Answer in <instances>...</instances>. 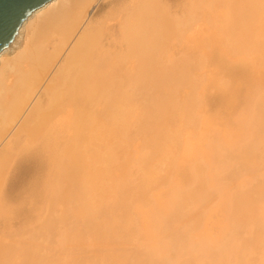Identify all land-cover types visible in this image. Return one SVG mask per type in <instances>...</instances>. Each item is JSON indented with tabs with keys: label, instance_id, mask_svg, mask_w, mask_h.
<instances>
[{
	"label": "rangeland",
	"instance_id": "374dc122",
	"mask_svg": "<svg viewBox=\"0 0 264 264\" xmlns=\"http://www.w3.org/2000/svg\"><path fill=\"white\" fill-rule=\"evenodd\" d=\"M122 1L121 0H95V2L93 4L94 7L92 6L90 13H89L90 23L97 24V23H100L103 21H107V23L114 25V28L117 30L119 18L124 17L126 14H128L132 8H133L132 10L136 9V5L138 4L139 0H124L123 2ZM183 1L184 0H153L152 3H154L153 4L154 8L157 10L159 15L161 14L160 17L161 16L163 17V20L161 19L162 22L160 21L161 26L163 27L162 28L163 33L161 35H159L158 48H157L155 54L149 59V62L147 64L148 67L146 66L147 69L142 71L141 65L138 61L139 59H137L135 56H133L131 54H126L125 51H123L120 54H118V53L114 54V64H113L114 65V71L112 70L113 75L116 74L115 67L118 64V62H120L119 55H122L123 63L126 65V68L123 71L124 79L121 82V86L118 89H115L117 93L122 95V98H120V100H118L117 102H114V104H112L113 106L110 108V110H108L109 106L107 107L106 111L103 109V106H99V105H98L99 107L96 106V107H98L99 110L98 109L95 110L96 116H94V119H93L94 125L92 127L88 128L87 130L83 131V133L79 137V141H78L79 145H77V149L74 152V157L78 160V165L82 167V169L79 170L81 172L79 174L76 173V175H75L76 183L78 184V186H76V188H79L80 192H81V188H82L81 178L88 171L90 172L89 176H91V182L93 179L92 190H91L92 195L87 201H85V202L81 201V195H80L81 193H80L79 195L75 194L70 199L63 198V199H65V202L61 198L60 200H62V201H59V202L63 203L64 205L60 204V203L58 205V203H56V202H58V200H54L52 203V197L54 195V191L57 190L58 187L63 186V184H62L63 182H61L60 177H58L59 176L58 170L55 166H53L51 164H47V163H44L43 165H39L37 163L40 161H42V162L47 161L48 156L44 153L34 152L31 154H25V153L18 154L15 157L14 161L12 162L13 164L11 163L9 168L5 171L4 182L0 188V194H1L0 195V199H1L0 200V205H1L0 211L3 210L2 212H0V264H107L106 263L107 261H105L107 256H108L107 258H109V260L112 259V261H109L107 259L108 264L111 262H112L111 264H116L114 262H116L117 260L119 261V262L117 261V264L118 263H120V264H128V263L129 264H134V263L138 264V262H140V260L138 261L136 258L138 257V259H139V257H140V259L142 258L141 260H143V259H145L144 257H146V255H148L150 252L151 253L153 252V254L155 256V258H154L153 254H151L154 258V259L152 258L153 264H155L154 261L156 259V254H158L157 258H158V256H160V258H161V255H159L161 253V251H160L161 248H158L157 246H153L154 249L158 248L157 249L158 251L156 249H155L156 250L155 251L151 247L152 246L151 244L153 243V242L150 243L151 238L152 239L154 238L153 240L155 243V237L151 236V238H150V235H151V233H152V235L154 233L156 234L157 230H153V229H155V226L153 227L154 224H153V222L149 216L151 214V210L155 211V210H157L156 208H160V210L158 209L159 211L157 210L158 212H160L162 209H161V207H158L159 206L158 204H160L162 202H166L168 200V197H166V196L172 195L173 192H175V194H177L175 196L176 197L175 205H174L175 207L173 210V212L174 211L177 212V213H175L176 216H174V214H172V215H169V217H168V215H167L168 218L165 217L163 219L164 220L163 225H165V226H163L164 228L162 230H164V231L161 230L162 232H160L157 237H160L162 235V237L164 239L165 238L163 236L164 233L167 231L173 230L172 228L174 227V231H172V233H171L172 234L171 238H173V235L175 236L174 232L176 231V233H177V231H179V229H180V231L181 230L183 231V232L182 231L181 232L183 234H185V236L182 237L181 232H178L179 236H178V234H176V235L179 238L181 237V239H183L185 237L189 238L190 241H188L189 239L185 238L188 242L186 241L185 244H187V246L185 245L184 249H183V248H181L184 245V244H182V242L183 241L185 242V240H183L182 242H180L181 239L178 240L179 242H177V243L182 244L181 247H180V245L178 246V249L180 248L183 250H182V252H181V250H179L178 253H176L177 250L174 251L173 249H175L174 247H176V246H174L176 243L175 237L176 238H178V237L175 236L174 237L175 242H173V239L171 241V238L169 237L170 235L168 234L169 235L168 236L166 234L165 236L167 238H165L163 240V242L164 243L169 242L168 244L172 243V246H174V247H171V248L174 252L171 251L170 250L171 248H169V247H168L169 249L167 247H165L166 249H168V251L165 249L167 252L164 250V248H162V250H164L165 254L162 255L163 258L161 260L159 259L160 263L158 261L157 262L155 261L156 264H158V263L159 264H163V263L164 264L165 263L166 264H171V263L183 264L184 261L187 262V260H188V262H189L190 259L193 260V261L190 260L192 263L194 262L193 264H203V263L204 264H207V263L208 264H216V263L217 264H219V263L229 264L231 262V258L233 255H234L233 261H232L233 263L231 262V264H264V243L261 244L262 243L261 241L262 240L264 241V236H263L264 235V231H263V229H264L263 228L264 227V222H263L264 221V215L260 213V212L264 213V202H263L264 201V196H263L264 195V193H263L264 192L263 191L264 190V178H263L264 177L263 176L264 175V92H263L264 91V89H263L264 88V58H263L264 57V45H263L264 44V11H263L264 10V6H263L264 0H259V2H258V0H251V1L250 0L249 1L248 0H202L200 5H195L193 7H189L190 9H188V13H186V14L191 13V14H189V16L184 14L186 12V10H184V9H186V7H184L185 4H183ZM191 1H196V0H191ZM203 1H204V3H203ZM103 4L105 5V7L101 8V6ZM254 7L259 8L261 11L255 9ZM111 9H113V10H111ZM253 14L257 19L253 16ZM183 15H186L187 17L183 16ZM241 16H242V18H241ZM252 16H253V18H252ZM260 16H261V18H260ZM183 17H186V18H183ZM98 18L100 21L98 20ZM254 18L256 19V21ZM176 19L177 20L181 19L182 22L178 23L180 20L177 21ZM92 20L94 22H92ZM186 21H188V24H185ZM230 21H232V22H230ZM192 22H194V23H192ZM250 23L252 24V26ZM179 24L182 26H180ZM187 25H189V26L186 27ZM243 25L244 26L247 25V29ZM178 27H179V29H178L179 33L176 31ZM183 27H186L185 30ZM235 28H237V29H235ZM258 28H260V29H258ZM243 30H245V31L243 32ZM183 32H184V35H183ZM188 33H189V35H188ZM238 34H239V36H238ZM245 34H246V36H245ZM250 34H251V36H250ZM257 34H259V35H257ZM237 37L239 39H237ZM175 41H178V42H175ZM183 41H185L186 44ZM254 41H255L256 45H255ZM174 43H176V44H174ZM181 43H183V44H181ZM252 43H253V45H252ZM169 46H171V47L169 48ZM224 48H225V50H223ZM257 49L259 50V52L257 51ZM162 50H164V51H162ZM170 52H172V53H170ZM221 52H222V54L225 52L227 55L229 52L230 53L228 56H226V54L224 53L223 55H225V57H226L225 58L223 55H220ZM252 52H253V55H252ZM163 53L165 55H163ZM182 53L184 55H181ZM260 53H261V56H260ZM239 56H241V58ZM208 57H210V58L208 59ZM242 57H244V58L242 59ZM247 57H249V60ZM250 57H252V58H250ZM257 59H259L258 60L259 62L257 61ZM231 60L232 61L234 60V61L232 62ZM260 60H262V62H260ZM169 61L172 62V64L168 63ZM255 61L258 62V64H262V66L255 63ZM253 63L255 65L257 64L256 65L257 67ZM128 64L130 65V67ZM253 67L257 71H255L253 69ZM157 68H159V69H157ZM126 69H127V71H126ZM178 69H180V71ZM260 69H262V70L260 71ZM202 71H204V72H202ZM202 74L204 75V77ZM222 74H223V77H222ZM217 75H219V76H217ZM256 76H258V77H256ZM258 78H260V79H258ZM186 79H187V81H186ZM198 79H199V82H197ZM203 79H204V82H203ZM228 79H229V81H228ZM207 82L210 85H208ZM219 82H221L223 84V86ZM229 83H230V85H229ZM205 87H207L206 90H205ZM256 87H259L260 89L257 88L256 90H253ZM128 88L130 90H128ZM138 88H139V91L137 90ZM169 88H170V90H169ZM250 88L253 91L250 92L249 91V90H251ZM247 89H248V91H247ZM262 89H263V91H262ZM258 90H259V92L256 93ZM260 90H261V92H263V94L260 92ZM142 91H144V92H142ZM140 92H141V94H138ZM157 92L159 95L156 94ZM164 92L165 93L167 92V93L165 94ZM184 92L186 94H184ZM200 92H201V94H200ZM248 92L251 94H249ZM252 92H255V93H252ZM177 94L179 95V97L177 96L178 98L176 97ZM255 94H256V96H254ZM39 95H40V93H39ZM141 95H142V97H141ZM250 95H252L254 99ZM257 95H258V97H257ZM139 97L142 99H140ZM197 97H198V100H196ZM151 99H152V101H151ZM171 100H173L172 105H171ZM251 100H253V101H251ZM150 102L152 105L150 104ZM166 102H168V103L166 104ZM202 102L204 104H202ZM121 104H125V106H124V108L119 109ZM157 104H159V105H157ZM137 106H139V108H138L139 112L136 109ZM249 106H251V107L248 108ZM157 108L158 109L161 108V110L163 109L165 111V114H164V116L166 118L165 120L161 121V116L158 115L159 113L157 112ZM140 109L143 111H141ZM194 109H196V111ZM248 109H250L251 111H249ZM101 110L102 111L104 110L105 113L103 114V112H101ZM202 110H204V111L202 112ZM116 111H118V112H116ZM173 111H175V112H173ZM215 111L218 113H216ZM124 112L126 113L125 118H124V114H125ZM155 112H157L158 116L155 114ZM240 112L243 113V114L241 113L242 114L241 118H243V116H245L246 114H247L246 115V117H247L250 113H252L251 115H249L247 117V119L251 118V120L248 119L249 123L247 122L246 118L242 119L243 121H244V119L246 120V122L244 121L245 122L244 125L242 122H238L239 120H236L238 118L241 119L240 118L241 115H238L239 117L236 116V113L240 114ZM114 113H115V115H114ZM120 113H122L123 118L119 117V116H121ZM141 113H144L145 117ZM150 113L155 114V117L157 118V122L155 120H153L154 117L151 116ZM173 113H174V116L175 115L176 116L175 117L172 116V117H174L172 119L171 115ZM136 115H138L139 118ZM149 115L151 116V118L152 117L153 118L151 119ZM194 115L195 116L198 115V116H196V118H193V117H195ZM106 116L108 119L106 118ZM203 116H206L205 119H208L207 122L205 121ZM213 116H214V118H216L218 116L217 117L218 119L217 118H216L217 120L213 119ZM131 117H133L134 120ZM234 117H236V118H234ZM127 118L129 119V122L131 121L130 123L128 122ZM158 118H159V121H158ZM169 118H171V119L169 120ZM177 118H178V120H177ZM231 118H232V120H231ZM142 119L145 120L146 123ZM175 119H176V121H175ZM201 119L203 120V122L205 121L207 123V124L206 123H204V124H206V126H208V128H207L208 130L206 129V131H209L208 133L205 132L206 126L203 125V122H201ZM117 120L118 121L121 120V121H119V123H117L118 122ZM209 120L211 121V124H212V125L210 124V126L208 125L210 122ZM213 120H216L217 122L218 121L219 122L217 123L216 121H213ZM233 120L234 121L236 120V121L234 122ZM106 121H109V122H106ZM124 121H125V123H123ZM169 121L171 123L173 121L174 122L171 124ZM225 121H226V123H225ZM126 122H127V124H126ZM138 122H139V124H138ZM142 122H144V124ZM214 122H216V123H214ZM98 123H101V124H98ZM109 123H111V124H109ZM114 123L116 125L121 124L122 129L120 128L121 125L120 126L118 125L119 126L118 127V126H115ZM141 123L143 125H141ZM159 123H161L160 126H159ZM97 124H98V126H95ZM107 124H109L110 126ZM112 124L114 126L113 128H112ZM124 124H126V126ZM136 124L139 126L138 128H137ZM145 124L148 125V128H146ZM154 124L157 126H155ZM214 124H216V126ZM222 124L224 126V130L227 129L226 131H228V132H222V131H224ZM200 125H201V127L204 126L203 127L204 131H203V129H202V131H200ZM134 126H135V128H134ZM141 126L143 127V129ZM165 126H166V128H165ZM174 126H175V128H173ZM123 127H125V128H123ZM168 127H170L171 129H169ZM190 127H191V129H190ZM212 127H214V128H212ZM144 128L146 131L144 130ZM153 128H154V130H153ZM186 128L188 129V131ZM246 128H247V130H246ZM14 129L11 131L10 134L13 133ZM136 129L137 130L139 129V130L137 131ZM149 129H152L153 132H152V130H149ZM166 129H169V130L167 131ZM183 129H185L187 132H189V130H190L191 133L189 132L187 135V132L185 130H184L185 132L181 131ZM210 129L213 131L214 134L212 133V131ZM214 129L216 130V132ZM126 130H127V132H125L126 133L125 134L124 131H126ZM164 130H165V132H164ZM195 130H196V132H195ZM244 130L248 131L247 135L249 137L244 136L246 134ZM150 131H151V133H149ZM158 131H162V132H158ZM170 131H171V133H170ZM198 131H200L201 134ZM219 131H221L222 133L219 134L218 133ZM99 132L102 134H100ZM142 132H144V133L142 134ZM166 132L167 133L169 132V133L166 134ZM181 132H183V133H181ZM157 133H158V135H157ZM160 133L162 135H160ZM217 133H218V135H217ZM250 133H252V137L250 136ZM103 134H104V136H103ZM165 134H166V136H165ZM182 134L184 137L182 136ZM190 134H193V135L189 136ZM202 134H204V136ZM208 134H209V136H208ZM89 135H92V136H89ZM118 135H120V136L124 135V137L121 138L119 136V138H117ZM152 135H153V137H151ZM219 135H221V136H219ZM159 136H161V137L163 136V137L160 138ZM167 136H168V138H165ZM181 136L183 137L184 144L182 142ZM185 136L186 137L189 136L190 139H189V137L187 138L188 140L185 139L186 138ZM224 136H225V139H224ZM201 137H203V140ZM218 137H220V138L223 137L222 140L224 139V142H221L222 140L219 141L220 138H218ZM244 137H247V138H245V140H244L243 139ZM158 138H160V139H158ZM192 138H193L194 142L191 141ZM196 138H199V139L197 140ZM226 138H228L229 143L227 142ZM138 139H139V141H137ZM143 139H144V142H142ZM162 139L164 140V143L162 142L163 141ZM204 139H207V140H205V143H203ZM216 139H217V143L215 142ZM230 139H232V140L235 139V140H233L234 143ZM132 140H133L134 144L135 143L137 144V142H138L140 145L137 144V146H136V144L134 145L133 143H132L133 144L132 145L130 143V142H132ZM134 140H136L137 142ZM149 140H150V143H149ZM167 140H168V143H166ZM93 141L95 142V144ZM156 141H158V142L161 141L162 143L160 142L161 144L158 145L157 144L158 142H156ZM209 141L213 142V144L207 145L209 143ZM245 141H246V143H245ZM83 142H84V144H83ZM85 142L88 144H86ZM114 142H115V144H114ZM123 142H125V143H123ZM185 142H187V143H185ZM225 142L228 144H226ZM238 142L240 145L236 144ZM240 142H242V143H240ZM128 143H130L131 145H129ZM189 143H192V144L190 145ZM155 144L157 146H154ZM193 144H196V145L193 146ZM234 144H235V146H232ZM248 144H249V146H248ZM2 145H3V142L0 144V148L2 147ZM183 145H185V146H183ZM205 145H206V147H205ZM115 146H116V148H114ZM142 146H143V148H142ZM146 146L147 147L149 146V150H147L148 153L146 151L144 154L143 150L148 149ZM196 146H197V148H196ZM212 146H214L215 149ZM247 146L249 149L247 148ZM131 147H133V150L134 149H136V150L132 151ZM152 147H153V149H152L153 153H151L152 151L150 152V149ZM190 147L196 148L195 150H199V151L202 150L201 147L202 148L203 147L204 148H211L212 147V149H214V151L215 150L216 151L214 152V151H212V149H208L207 150L208 153L206 152V150H202V151H204V153L202 151H200L201 154L203 153L205 155H206V153L209 154V150H211L210 153L213 152V154H212L213 158H211L212 157L211 154H210V156L209 155L204 156L202 154L203 155V161L206 160L204 163L208 162V163H206L208 166H205L206 164L203 165L202 158L200 157L202 155L199 154V151L193 150L194 152H192L191 150H189ZM216 147H217V149H216ZM226 147H227V149L225 150ZM234 147H236V149ZM259 147H260V149H259ZM157 148H159V149H157ZM185 148L187 149L186 151H185ZM198 148H200V149H198ZM246 148H247V150H246ZM129 149H130V153H128ZM118 150H119V152H118ZM158 150H160V151H158ZM217 150L219 152L218 154H217ZM250 150H251V152H250ZM120 151H121V153H120ZM136 151H137V153H135ZM178 151H179V153H178ZM182 151H183V153H182ZM187 151H190L189 152L190 156L188 157V159L186 156H184V153ZM247 151L249 153L253 152L251 154V156H250V154L248 155ZM255 151H257V153ZM116 152H118V153H116ZM191 152L193 154V158H195V159H196V156L199 154L198 155L199 157L197 156L198 160L196 159V162H195V159L192 158ZM195 152H197L198 154H195ZM229 152L231 153V156H230ZM258 152H259V154H258ZM65 153H62V155H61L62 161L67 159V156ZM149 153L151 156L148 155ZM156 153L157 154L159 153V154L157 155ZM221 153H223L224 155H222ZM232 153H234V154H232ZM146 154L148 156H146ZM155 154L157 156H155ZM214 154L216 156L218 155V157H216ZM235 154H237V155H235ZM119 155H121L120 158L118 157ZM136 155H139L140 159L138 157H136ZM185 155H188V153H185ZM226 155H229L232 158V160L229 156H226ZM262 155H263V157H262ZM128 156H133V157L130 158ZM143 156H145L146 158ZM153 156H154V158H153ZM180 156H182V157H180ZM222 156L224 158H226L227 160L223 159ZM248 156H250V160H249ZM82 157L84 158L86 164H84ZM134 157H135V159H133ZM176 157H177V159L178 158L179 159L177 160ZM126 158L127 159L129 158V160H126ZM136 158L139 159L138 161H141V162H139L140 164L136 161L137 160ZM148 158H150V159H148ZM181 158H184V160L186 158L187 162L186 161L183 162L184 160L182 159L183 160L182 161ZM143 159L144 160L147 159L146 160L147 163H146V161H144V165H142ZM152 159H155V160L152 161ZM192 159L194 162L191 163ZM211 159H212V161H211ZM134 160H135V162H133ZM180 160L184 164L180 163ZM217 160H219L218 164H220L221 166L218 164H217L218 166L215 165L216 164L215 162H217ZM221 160L222 161L224 160V162H222ZM104 161H106V162H104ZM131 161H132V163H131ZM177 161L180 163V165ZM209 162H212V164L210 166H209V164H210ZM225 162L228 163L229 165L228 164H227L228 166L226 164H225L226 166L223 165V163H225ZM134 163H135V165H137L136 168L134 166H132ZM168 163H170V164L168 165ZM213 163H214L216 169H215ZM138 164H139V166H138ZM159 164H160V166H159ZM116 165H118V166H116ZM174 165H176V166H174ZM193 165H196V166H193ZM212 165L214 167V168L213 167L212 168L215 170H217L219 168V170L213 172L214 176L212 175V171H214V170L208 169V167L211 168ZM48 166H49V168H48ZM140 166H141V168H139ZM145 166H147V167H145ZM155 166H156V168H155ZM178 166H180V167H178ZM223 166H224V168L226 167V169L222 168ZM50 167H51V170H49ZM53 167H54V170H53ZM159 167H160V170H159ZM173 167H174V169H173ZM188 167H190V168H188ZM145 168H147V169L145 170ZM227 168L229 171L232 169L230 171V174L226 173ZM166 169H167V171H166ZM241 169H242V171H241ZM141 170L142 171L144 170V172H141ZM189 170H190V172H189ZM207 170L211 171V172L209 171L211 173V175H210V173H208ZM221 170H222V172H224L226 170L224 172V174L226 173L225 176L227 175L226 176L227 178L224 177V174H222L223 175L222 177L220 176ZM50 171L51 172L53 171V172L51 173ZM117 171H118V173L116 174ZM171 171H173V172H171ZM31 172H33V173H31ZM122 172H123V174H122ZM140 172L145 173L146 176L144 174H141ZM234 172H235V174H233ZM28 173H30V174H28ZM256 174H258V175H256ZM95 175L98 177V179L96 178ZM193 175L195 177H193ZM196 175H197V177H196ZM209 175L212 178L215 177V175H216V177L218 176L219 179H216V181H219L220 177L222 179L224 177L225 179H223V181H222V179L220 180V182H219L220 184L218 182L217 183L215 182V183L218 184V186L221 188V183L223 186V183L225 182L224 186L227 185L226 189L225 188L223 189L224 186L220 189L219 187H217L216 184L212 185L211 183L215 181L214 180L215 178H213L214 181H212L211 178L210 179L207 178ZM260 175H261V178H260ZM113 176L115 178H113ZM158 176H159V178H158ZM170 176H171V178L174 177L173 179H171V181H170ZM106 177H108V178H106ZM258 177H259V179H257ZM48 178H49L50 182L48 181ZM120 178L122 181L120 180ZM193 178H195V179L200 178L201 180L198 179L196 181ZM262 178H263V182L261 180ZM140 179L142 181H140ZM208 179L211 181H209ZM239 179H241L242 182L245 181L246 179L247 180L245 181V184H243V183L240 184L241 181ZM132 180H133V182H132ZM226 180H228V181H226ZM255 180H258V183L261 185H258V183L256 184ZM136 181H138L139 184H137L138 182H136ZM159 181H160V183H159ZM164 181L168 183V187L165 186ZM169 181L171 182L170 184L174 183V185H175V182L176 183L178 182L175 185V188H176L175 190L173 188L174 186L171 187V190L173 189L172 193H171V190L169 189L170 188L169 186H172V185H169ZM192 181H193V183H192ZM247 181H248V183H247ZM131 182H132V186H131ZM207 182L209 184H211V186H213V187H211V186L209 187ZM48 183L51 184L52 186L51 185L49 186ZM121 183H124L125 186H124V184H121ZM141 183L143 185L142 187H140ZM203 183H204V185H202ZM128 184L131 186L130 189L128 187L129 186ZM136 184H137V186H136ZM199 184H201V185L199 186ZM47 185H48V187H47ZM187 185H188V188H187ZM242 185L244 186V188L242 187ZM246 185L248 186V188H246L247 187ZM255 185L258 187L255 188ZM134 186H136V187L134 188ZM177 186H180L181 188H179ZM195 186H196V188H195ZM198 186L200 187V190H199ZM204 186H205V189H204ZM236 186L237 187L239 186V187L237 188ZM49 187H50V189H48ZM118 187L121 188V189L119 188V191H121V194L118 190H115V189H118ZM157 187H158V189H157ZM182 188H184V189H182ZM192 188H193V190H192ZM206 188H207V191H206ZM218 188L220 189V191ZM132 189H135L134 192ZM101 190H103V191H101ZM154 190L158 192L159 196L156 194V192ZM165 190L167 192L169 191L170 193L169 192L167 193ZM203 190H205L206 192L205 191L203 192ZM225 190H228L227 191L228 193ZM247 190H249L250 192ZM209 191H211L210 194L216 193L214 195V197H213V195L209 196ZM251 191H252V193H251ZM153 192H154V194H153ZM182 192H183V194H182ZM191 192H192V194H191ZM199 192H201V193L203 192L204 193L203 196L205 198L207 195L208 200L212 197L210 199L211 202H209L207 199H205L202 196L203 193L199 194ZM237 192H240L242 194V196L240 195V193H237ZM48 193H49V195H48ZM123 193H125L124 195H127V197H125L123 195ZM132 193H133V195H132ZM116 194L119 196L116 197ZM151 194H153V195H151ZM232 194H233V196H232ZM236 194H237V196H236ZM257 194H259L260 196H263L262 197L263 199H261L260 196ZM121 195H123V196H121ZM135 195L137 196V198H135L136 197ZM193 195H195V197ZM131 196H134V197L132 198ZM185 196H187L186 197L187 199L185 198ZM208 196L210 198H208ZM220 196H221V198H224V196H226L225 198L228 197V200L226 199L228 202L226 200H224L225 199L224 198L223 201H222V199H220L221 200L220 204H218L219 203L218 198H220ZM235 196H236V199H235ZM255 196L260 200V202H261L260 204H259V202H257L258 199L255 198ZM111 197H112V199H111ZM123 197L126 199L128 198V199L125 200ZM153 197L154 198L158 197L157 198L158 201L156 202L157 199L155 200ZM169 197H171V196H169ZM116 198L118 201L120 198L122 200L118 202L116 200ZM193 198H195V199H193ZM134 199H136L137 201ZM160 199H162V200H160ZM185 199L189 203H187L185 201ZM204 199L206 201H208V203L204 202L206 204H204L203 207H199V206H201V203L204 201ZM238 199H240V200H238ZM253 199L254 200L257 199V200H255L256 202ZM108 200L110 201L109 205H108ZM133 200L135 202L131 203V202H133ZM124 201H125L126 205L128 203H131L130 205L129 204L127 205L128 208H131V210L129 209L131 214H130V212H128V208L125 206V204H123ZM153 201H154V203H153ZM160 201H162V202H160ZM176 201L179 203H177ZM192 201L195 202L196 204L192 203ZM233 201L235 203H233ZM48 202H51V203L48 204ZM112 203H114V204L112 205ZM116 203L118 205H116ZM141 203H143V204H141ZM227 203L229 204V205H227L229 207L225 206ZM75 204H76V206H75ZM104 204H106V205H104ZM136 204H137V206L141 204V206L145 207V212L148 213L147 211H149L148 215L146 213H143L144 215L141 216L142 211L144 209L140 210V208H142V207H140V206L137 207ZM156 204L158 206H156ZM185 204H186V206H185ZM48 205H49V209H48ZM121 205L123 207H121ZM148 205H151V206H148ZM194 205L199 207L198 210H196L197 208L194 207ZM223 205L225 206L224 210L222 208ZM259 205H261V207ZM99 206H102L103 208H99ZM116 206H117V208H116ZM133 206L134 207L136 206L139 209V211L137 210L136 207H135L136 208V210H135V208ZM216 206H218V207H216ZM256 206H258V207H256ZM60 207H62V208H60ZM106 207H107V209H106ZM112 207H114V208L112 209ZM255 207H256V211L254 210ZM72 208L76 211H73ZM109 208L112 210H108ZM118 208H119V210H118ZM120 208H122L123 210L126 209L127 213H129L130 215L125 213L126 210H124V214H125V217H124V214L120 212V210H121ZM132 208H133V210H132ZM177 208L179 210H176ZM191 208H192V211H190ZM259 208H261L263 211H260ZM38 209H39V211H38ZM100 209L104 210L109 217H107V215L104 213V211H101ZM219 209H220V214H219ZM113 210L116 212H113ZM123 210H122V212H123ZM186 210L188 211V214H191V212L193 213L196 211L195 212L196 216L194 214H191V216L189 215L190 216L189 217L188 214H186L187 212H185ZM193 210H195V211H193ZM216 210H217V213H216ZM227 210L229 211V213L227 212ZM81 211H82V213H81ZM189 211H190V213H189ZM3 212H5V214ZM38 212H39V214H38ZM97 212L100 214L98 215ZM158 212H157V214H158ZM211 212H213V214H209ZM251 212H253V213L255 212V215ZM114 213L115 214L117 213L116 216ZM120 213L122 214V217L124 218V220H122L123 218L120 219V217H121ZM136 213L138 214V216H139V213H141V215L138 217ZM180 213L182 214L181 215L182 217L179 216ZM214 213L216 214V217H215ZM221 213H222V215H221ZM3 214L5 216H3ZM36 214H38V215H36ZM81 214H83V215H81ZM225 214H228V215H225ZM259 214L261 216H263L262 220H261V216H259ZM67 215H69V217ZM70 215H71V217H70ZM105 215L108 219L110 218L111 223L106 220L107 218L105 217ZM164 215H166V214H164ZM212 215H213V217H211ZM224 215L226 216L227 219L224 218L225 217ZM110 216H112V217H110ZM113 216H114V218H113ZM183 216L187 217L186 218L187 220ZM56 217H57V220H56ZM66 217H68V218H66ZM82 217H83V220H77L79 218L82 219ZM84 217H85V219H84ZM118 217H119V220H121V222L117 221ZM51 218L56 220L57 223H56V221L54 222V220ZM65 218H66V220H65ZM142 218H145L147 220L146 223L142 222V220H141ZM206 218H207V220H209V222L206 220ZM256 218H259V220H257ZM73 219H75V220H73ZM97 219L100 222H97ZM113 219L114 220L116 219V220L112 221ZM167 219H169L168 222H170V223L167 222L168 224L166 223ZM171 219L176 221V222L175 223L173 222V224H172ZM183 219H184V221H181ZM194 219L196 221H198L197 219H200V221H198L199 223H197V222L195 223ZM220 219H222L223 222ZM72 220H73V222H72ZM101 220H105V222L104 221L102 222ZM136 220H137V222H136ZM42 221L45 223L44 225H43ZM116 221H117V223H120L121 228L118 226L119 224H114ZM138 221H140V222H138ZM177 221H180V223L183 222L178 230H176V229L179 226H176V223H178L179 225H180V223ZM41 222H42V225H41ZM82 222L85 225V227H87L88 229L84 228V225L82 224ZM133 222H135V223H133ZM141 222L143 224H146L145 225L146 227L144 226L145 229L142 226L143 224L141 225ZM211 222L213 223V225L214 224L215 225L213 226ZM217 222L221 223V225H219V227H218L219 223H217ZM259 222H260V224H259ZM262 222H263V224H261ZM54 223H56V224H54ZM62 223H64V225H62L63 227L53 226L54 229L60 228V229H58L59 231L56 230L57 232L54 231L53 228H50V227H52V225H58V224H62ZM93 223H94V225H93ZM105 223L107 226L106 228H105ZM136 223L140 224L141 227H143V228H141V229H143L142 233L138 234L141 236L137 235V233L141 232V229L137 227L139 225H137ZM184 223L186 225H184ZM203 223H205L204 225L205 226L207 225L208 227L205 228ZM169 224H172L173 227H170L172 225L169 226ZM253 224H255L256 226ZM258 224L261 225L262 228L259 227ZM40 225L43 226L42 229H45L46 231L47 230H49V231L53 230L54 233L53 232H51V233L47 232V235H46L45 230L42 232L40 231V228H41ZM114 225H115V227L112 228ZM123 225H125V226H123ZM45 226H46V228H45ZM66 226H68V228H66ZM132 226H133V229H132ZM147 226H148V229L150 227V230H152V231L149 230L150 235L146 237L147 240L150 239V241H147L145 239L144 233L147 232V230H146ZM185 226H186V228H185ZM192 226H194V227H192ZM222 226H224V227H222ZM47 227L50 229H48ZM108 227H110V228H108ZM167 227L169 229L170 228L171 229L169 230ZM220 227H222V228H220ZM248 227L250 230H248ZM70 228H71V230H70ZM194 228H198V229H194ZM214 228L217 230H214ZM260 228H261V230H257ZM119 229L122 231V234H125L124 237L120 231L118 233H115ZM129 229H131L133 232L131 230L129 232L128 231ZM204 229H206L208 232L209 231L210 232L208 233ZM233 229L234 230L236 229V230H235V232L232 233L231 231ZM254 229H255V231H254ZM60 230H62V232H63L62 234H59ZM108 230L111 232H109ZM199 230H201V232L198 233ZM218 230H221V231H218ZM106 231H108L109 233L108 232L106 233ZM126 231H128V234ZM143 231H145V232L143 233ZM153 231H156V232H153ZM184 231H185V233H184ZM192 231H194V233H196V231H197V234H195L196 237L194 234H192V236H194L193 239L195 238V240H194L195 243L193 240H192L193 243L191 242V239H192L191 233H193ZM203 231H205V232H203ZM214 231L216 234L214 233ZM225 231H227V232H225ZM258 231L260 232L262 239L259 236ZM202 232L207 233L208 235L211 234L212 236L211 235L210 236L213 238L206 235L205 237H207V236L208 237L205 239H202V237H201L203 235ZM211 232H213V233H211ZM253 232H255V233L253 234ZM180 233H181V235H180ZM217 233L219 235L218 239H217L218 243H216V240H214L217 238V236H216ZM226 233H228V234H226ZM248 233H249V235H248ZM116 234H120V237H121L120 240L122 239L121 241L119 240V235L117 237ZM198 234H200V236ZM41 235L42 236L45 235V236L42 237ZM57 235H58V237H57ZM60 235H62V236H60ZM189 235L191 237H189ZM197 235L199 238H201L200 241H198L199 238H197ZM247 235H248V237H247ZM59 236L62 238H60ZM63 236H64V238H63ZM115 236H116V238H115ZM129 236H131V239H129L130 238ZM154 236H156V235H154ZM110 237H112V238H110ZM168 237H169L170 241L168 240ZM227 238L229 240H227ZM259 238L261 241L259 240ZM114 239H115V242H114ZM140 239H141V241H144L145 243L146 242L149 243V244L148 243L147 244H148V246L150 245L149 249H152V251H150L148 249L150 251V252H148V250L145 247L148 254H147V252H145V255H144V252L140 253V251H143V250L145 251V249L142 250L141 248H139L141 246V243H142V242H139ZM160 239H161V237H160ZM160 239H159V241H162V239L161 240ZM211 239L214 240V242H215L214 245H213L214 242H213V240L211 241ZM225 239H226V241H225ZM252 239H253V241H252ZM108 240H111L112 242H110ZM123 241H127V242H123ZM201 241L203 243H200ZM113 242H114V244H113ZM189 242H190V245H188ZM211 242H213V243H211ZM227 242L229 243V246H227L228 245ZM244 242H247L248 244H246V243L244 244ZM110 243H112L113 245ZM138 244H140V246L137 248V250L141 256H139L138 252H135V248L138 246ZM147 244H146V246H147ZM218 244H221V245L224 244L223 246L226 245L227 247H229V249H226L227 252L224 253L223 255H220L219 251H218L219 250ZM238 244H240V245H238ZM200 245L202 246L201 248H200ZM103 246H105L107 248H104ZM110 246H113V247L111 248ZM115 246H117V247H115ZM204 246H205V248H203ZM16 247H18V248H16ZM60 247H62V248H60ZM244 247H246V249ZM253 247H254V249H253ZM185 248L189 249V250H186ZM139 249H141V250H139ZM237 249H238V251H237ZM169 250L173 254H170ZM25 251L28 253L27 255L30 254V257L29 256L27 258L25 257L26 256ZM31 251H32V253H30ZM159 251H160V253H158ZM188 251L190 253H188ZM118 252H120L119 254L123 253L124 255H122V256L119 255L120 257H118ZM133 252H135L136 255H131V254H135ZM195 252H197V253H195ZM125 253L127 255H125ZM162 253H163V251H162ZM166 254L169 256V258L171 257L170 255H172V258H173L172 260H174L175 263L172 262L170 260L171 258L169 259L168 256H167V258L169 260L167 261ZM175 254H177V258H176ZM192 254H193V257H192ZM201 254H203V255H201ZM18 255H19V257H18ZM128 255H129L130 259L127 257ZM130 255L133 257H130ZM173 255H174V257H173ZM104 256H106V257H104ZM216 256H217V258H216ZM31 257H33V259ZM36 257H38V258H36ZM110 257H113V258H110ZM114 257H115V259H114ZM220 257H222V258H220ZM116 258H117V260H116ZM120 258H122V259L125 258L122 260L123 263H122ZM133 258H135L134 261L132 260ZM164 258H166V259H164ZM182 259H184V260L181 261ZM203 259H205V260H203ZM220 259H221V261H220ZM222 259H224V261H222ZM226 259H228V260H226ZM229 259H230V261H229ZM261 259H263V261ZM125 260H126V262H125ZM201 260L203 261L202 263H201ZM206 260L209 262L211 260L212 262L209 263V262H206ZM62 261H64V262H62ZM179 261H181V263ZM198 261H199V263H198ZM191 262H190V264H191ZM145 264H147V263H145ZM184 264H186V263H184Z\"/></svg>",
	"mask_w": 264,
	"mask_h": 264
},
{
	"label": "bare ground",
	"instance_id": "6f19581e",
	"mask_svg": "<svg viewBox=\"0 0 264 264\" xmlns=\"http://www.w3.org/2000/svg\"><path fill=\"white\" fill-rule=\"evenodd\" d=\"M122 1V0H121ZM124 1V0H123ZM122 1V2H123ZM249 1V0H248ZM251 1V0H250ZM94 2H95V0H49V1H47V2H45L43 5H41V6H39L38 8H36V9H34V10H32L25 18H24V20L21 22V24L19 25V27L17 28V30H16V33L14 34V36H13V38L11 39V41L4 47V48H2L1 50H0V144L3 142V145H2V147L0 148V188H1V186H2V184H3V182H4V174H5V171L9 168V166L11 165V163L14 161V159H15V157L18 155V154H22V153H25V154H31V153H34V152H40V153H44V154H46L47 156H48V159H47V161L46 162H42V161H40V162H37L39 165H43L44 163H47V164H51V165H53V166H55L56 168H57V170H58V177H60V179H61V182H63L62 184H63V186H60V187H58L57 188V190H55L54 191V195H53V197H52V203H53V201L54 200H58V202H56V203H58V205H59V201H62V200H60L61 198L63 199V198H66V199H70L72 196H74L75 194H77V195H79L80 193V195H81V201L82 202H85V201H87L90 197H91V193H92V182H93V179H92V182H91V176H89V171L87 172V173H85L84 175H83V177L81 178V185H82V188H81V192H80V189L79 188H76V186H78V184L76 183V177H75V175H76V173H80L81 171H79V170H81L82 169V167L81 166H79L78 165V160L74 157V152H75V150L77 149V145H79L78 144V141H79V137L81 136V134L83 133V131H85V130H87L88 128H90V127H92L93 125H94V116H96V109H98V107L99 106H103V109L106 111L107 110V107H108V110H110V108L113 106L112 104H114V102H117L118 100H120V98H122V95L121 94H119V93H117L116 92V90L115 89H118L120 86H121V82H122V80L124 79V77H123V71H124V69L126 68V65L123 63V58H122V55H119V58H120V62H118V64L116 65V67H115V70H116V74L115 75H113L112 74V70L114 71V54H120V53H122L123 51H125L126 52V54H131V55H133V56H135L137 59H139L138 61H139V63H140V65H141V69H142V71L143 70H145V69H147V64H148V62H149V59L155 54V52H156V50H157V48H158V44H159V42H158V40H159V35H161L162 33H163V27L161 26V23H160V21H161V19L163 20V17L161 16L160 17V15H159V13L157 12V10L154 8V3H152L153 2V0H139L138 1V4L136 5V9H134V10H132L131 9V11H129V13L128 14H126L124 17H121V18H119V20H118V28H117V30L114 28V25H112V24H109V23H107V21H103V22H100V23H97V24H92V23H90V21H89V13H90V10H91V8H92V6H93V4H94ZM202 2V0H196V1H191V0H184L183 1V4H185V6L184 7H186V9H184V10H186V12L184 13V14H186V13H188V9H190L189 7H193V6H195V5H200V3ZM254 2V1H253ZM252 2V3H253ZM258 2H259V0H258ZM261 2V1H260ZM127 3V2H126ZM134 3V2H133ZM137 3V2H136ZM203 3H204V1H203ZM263 3V2H262ZM121 4V3H120ZM229 4V3H228ZM127 6V5H126ZM129 6V5H128ZM255 6V5H254ZM257 6V5H256ZM264 6V5H263ZM94 7V6H93ZM103 7H105V5L103 4L102 6H101V8H103ZM120 7V6H119ZM132 7V6H131ZM114 8V7H113ZM117 8V7H116ZM123 8V7H122ZM255 9H257V10H260L259 8H256V7H254ZM118 9V8H117ZM250 9V8H249ZM111 10H113V9H111ZM254 10V9H253ZM252 11V10H251ZM261 11V10H260ZM264 11V10H263ZM111 12V11H110ZM256 12V11H255ZM109 13V12H108ZM126 13V12H125ZM254 13V12H253ZM259 13V12H258ZM262 13V12H261ZM117 14V13H116ZM175 14V13H174ZM189 14H191V13H189ZM189 14H186V15H188L189 16ZM243 14V13H242ZM105 15V14H104ZM186 15H183V16H186ZM257 15V14H256ZM106 16V15H105ZM253 16H254V14H253ZM253 16H252V18H253ZM187 17V16H186ZM186 17H183V18H186ZM192 17V16H191ZM255 17V16H254ZM241 18H242V16H241ZM246 18V17H245ZM256 18V17H255ZM254 18V19H255ZM260 18H261V16H260ZM104 19V18H103ZM257 19V18H256ZM256 19H255V21H256ZM98 20H99V18H98ZM177 20V19H176ZM178 20H180L178 23H181L182 21H181V19H178ZM177 20V21H178ZM192 20V19H191ZM233 20V19H232ZM259 20V19H258ZM261 20V19H260ZM100 21V20H99ZM184 21V20H183ZM92 22H94L93 20H92ZM162 22V21H161ZM176 22V21H175ZM230 22H232V21H230ZM247 22V21H246ZM260 22V21H259ZM192 23H194V22H192ZM252 23V22H251ZM250 23V24H251ZM185 24H188V21H186V23ZM243 24V23H242ZM245 24V23H244ZM260 24V23H259ZM176 25V24H175ZM180 25V24H179ZM240 25V24H239ZM248 25V24H247ZM247 25H243L244 27H246V29H247ZM257 25V24H256ZM180 26H182V25H180ZM189 25H187L186 27H188ZM249 26V25H248ZM251 26H252V24H251ZM254 26V25H253ZM186 27H183L184 28V30H185V28ZM230 28V27H229ZM255 28V27H254ZM176 29V28H175ZM178 29H179V27L177 28V32H178ZM182 29V28H181ZM191 29V28H190ZM235 29H237V28H235ZM250 29V28H249ZM258 29H260V28H258ZM239 30V29H238ZM253 30V29H252ZM187 31V30H186ZM242 31V30H241ZM240 31V32H241ZM245 30H243V32H244ZM248 31V30H247ZM246 31V32H247ZM249 32V31H248ZM251 32V31H250ZM179 33V32H178ZM257 33V32H256ZM255 33V34H256ZM248 34V33H247ZM183 35H184V32H183ZM188 35H189V33H188ZM243 35V34H242ZM257 35H259V34H257ZM238 36H239V34H238ZM245 36H246V34H245ZM250 36H251V34H250ZM244 37V36H243ZM256 37V36H255ZM249 38V37H248ZM183 39V38H182ZM237 39H239L238 37H237ZM241 39V38H240ZM260 39V38H259ZM262 39V38H261ZM177 40V39H176ZM242 40V39H241ZM239 41V40H238ZM250 41V40H249ZM175 42H178V41H175ZM183 42H185V41H183ZM254 43H255V41H254ZM173 44V43H172ZM174 44H176V43H174ZM181 44H183V43H181ZM185 44H186V42H185ZM263 44V43H262ZM252 45H253V43H252ZM255 45H256V43H255ZM264 45V44H263ZM236 46V45H235ZM251 46V45H250ZM258 46V45H257ZM171 46H169V48H170ZM223 47V46H222ZM168 48V49H169ZM226 48V47H225ZM225 48L223 49V50H225ZM238 48V47H237ZM227 49V48H226ZM221 50V49H220ZM238 50V49H237ZM162 51H164V50H162ZM161 51V52H162ZM257 51L259 52V50L257 49ZM168 52V51H167ZM223 52V51H222ZM222 52H221V54L220 55H223L222 54ZM239 52V51H238ZM237 52V53H238ZM244 52V51H243ZM254 52V51H253ZM253 52H252V55H253ZM170 53H172V52H170ZM230 53V52H229ZM229 53H228V55H229ZM226 54V53H225ZM257 54V53H256ZM163 55H165L164 53H163ZM181 55H184L183 53L181 54ZM219 55V54H218ZM227 54H226V56H228ZM255 55V54H254ZM63 56V57H62ZM118 56V55H117ZM187 56V55H186ZM185 56V57H186ZM224 57H225V55H223ZM260 56H261V53H260ZM259 56V57H260ZM168 57V56H167ZM172 57V56H171ZM177 57V56H176ZM175 57V58H176ZM240 58H241V56H239ZM253 57V56H252ZM252 57H250V58H252ZM162 58V57H161ZM164 58V57H163ZM169 58V57H168ZM167 58V59H168ZM173 58V57H172ZM210 57H208V59H209ZM222 58V57H221ZM226 58V57H225ZM244 57H242V59H243ZM248 58V60H249V57H247ZM264 58V57H263ZM117 59V58H116ZM133 59V58H132ZM166 59V60H167ZM207 59V60H208ZM220 59V58H219ZM237 59V58H236ZM260 59V58H259ZM259 59H257V61L259 60ZM262 59V58H261ZM135 60V59H134ZM169 60V59H168ZM239 60V59H238ZM116 61V60H115ZM118 61V60H117ZM172 61V60H171ZM199 61V60H198ZM232 61V60H231ZM234 61V60H233ZM232 61V62H233ZM134 62V61H133ZM132 62V63H133ZM174 62V61H173ZM236 62V61H235ZM253 62V61H252ZM259 62V61H258ZM258 62H256L255 61V63H257L258 64ZM260 62H262V60H260ZM164 63V62H163ZM168 63H171L172 64V62H168ZM167 63V64H168ZM209 64V63H208ZM254 64V63H253ZM252 64V65H253ZM256 64V65H257ZM129 65V64H128ZM170 65V64H169ZM255 65V64H254ZM253 65V66H254ZM255 65V66H256ZM258 65H261L262 66V64H258ZM147 66V67H146ZM228 66V65H227ZM129 67H130V65H129ZM161 67V66H160ZM183 67V66H182ZM230 67V66H229ZM257 67V66H256ZM178 68V67H177ZM132 69V68H131ZM157 69H159V68H157ZM182 69V68H181ZM253 69H254V67H253ZM257 69V68H256ZM263 69V68H262ZM262 69H260V71L262 70ZM179 71H180V69H178ZM255 70V69H254ZM259 70V69H258ZM126 71H127V69H126ZM216 71V70H215ZM255 71H257V70H255ZM168 72V71H167ZM184 72V71H183ZM195 72V71H194ZM202 72H204V71H202ZM206 72V71H205ZM218 72V71H217ZM216 72V73H217ZM259 72V71H258ZM132 73V72H131ZM164 74V73H163ZM195 74V73H194ZM198 75V74H197ZM203 75V74H202ZM257 75V74H256ZM135 76V75H134ZM217 76H219V75H217ZM196 77V76H195ZM194 77V78H195ZM203 77H204V75H203ZM211 77V76H210ZM222 77H223V74H222ZM256 77H258V76H256ZM171 78V77H170ZM201 78V77H200ZM262 78V77H261ZM220 79V78H219ZM256 79V78H255ZM258 79H260V78H258ZM254 80V79H253ZM186 81H187V79H186ZM202 81V80H201ZM200 81V82H201ZM228 81H229V79H228ZM130 82V81H129ZM153 82V81H152ZM169 82V81H168ZM196 82V81H195ZM197 82H199V79H198V81ZM203 82H204V79H203ZM211 82V81H210ZM132 83V82H131ZM170 83V82H169ZM213 83V82H212ZM219 83H221V82H219ZM134 84V83H133ZM207 84H208V82H207ZM165 85V84H164ZM183 85V84H182ZM195 85V84H194ZM208 85H210V84H208ZM216 85V84H215ZM221 85L223 86V84L221 83ZM229 85H230V83H229ZM250 85V84H249ZM248 85V86H249ZM261 85V84H260ZM201 86V85H200ZM219 86V85H218ZM252 86V85H251ZM259 86V85H258ZM136 87V86H135ZM138 87V86H137ZM149 87V86H148ZM172 87V86H171ZM176 87V86H175ZM261 87V86H260ZM141 88V87H140ZM206 88L207 87H205V90H206ZM218 88V87H217ZM225 88V87H224ZM257 88H259V87H256V88H254L253 90H256ZM263 88V87H262ZM125 89V88H124ZM168 89V88H167ZM166 89V90H167ZM182 89V88H181ZM184 89V88H183ZM214 89V88H213ZM221 89V88H220ZM251 89V88H250ZM260 89V88H259ZM264 89V88H263ZM263 89H262V91H263ZM128 90H130L129 88H128ZM138 91H139V88L137 89ZM141 90V89H140ZM158 90V89H157ZM169 90H170V88H169ZM190 90V89H189ZM252 89L251 90H249L250 92L251 91H253ZM159 91V90H158ZM164 91V90H163ZM183 91V90H182ZM187 91V90H186ZM197 91V90H196ZM247 91H248V89H247ZM142 92H144V91H142ZM179 92V91H178ZM195 92V91H194ZM259 92V90L256 92V93H258ZM260 92H261V90H260ZM264 92V91H263ZM263 92H261L262 94H263ZM39 93H40V95H39ZM128 93V92H127ZM160 93V92H159ZM165 93V92H164ZM167 93V92H166ZM165 93V94H166ZM204 93V92H203ZM246 93V92H245ZM249 93V92H248ZM252 93H255V92H252ZM260 93V94H261ZM138 94H141V92L140 93H138ZM156 94H158V92L156 93ZM164 94V95H165ZM184 94H186L185 92H184ZM200 94H201V92H200ZM211 94V93H210ZM247 94V93H246ZM249 94H251V93H249ZM159 95V94H158ZM157 95V96H158ZM259 95V94H258ZM258 95H257V97H258ZM140 96V95H139ZM179 97V95L177 94L176 95V97ZM196 96V95H195ZM203 96V95H202ZM252 98H253V96L252 95H250ZM254 96H256V94L254 95ZM141 97H142V95H141ZM152 97V96H151ZM175 97V96H174ZM177 97V98H178ZM245 97V96H244ZM249 97V96H248ZM140 98V97H139ZM260 98V97H259ZM140 99H142V98H140ZM184 99V98H183ZM202 99V98H201ZM245 99V98H244ZM254 99V98H253ZM170 100V99H169ZM168 100V101H169ZM196 100H198V97H197V99ZM151 101H152V99H151ZM172 101L173 100H171V105H172ZM192 101V100H191ZM204 101V100H203ZM251 101H253V100H251ZM124 102V101H123ZM176 102V101H175ZM198 102V101H197ZM196 102V103H197ZM163 103V102H162ZM168 102H166V104H167ZM150 104H151V102H150ZM181 104V103H180ZM199 104V103H198ZM202 104H204L203 102H202ZM99 105V106H98ZM152 105V104H151ZM157 105H159V104H157ZM170 105V104H169ZM170 105V106H171ZM174 105V104H173ZM249 105V104H248ZM253 105V104H252ZM96 106H98V107H96ZM124 106H125V104H121V106L119 107V109H122V108H124ZM179 106V105H178ZM192 106V105H191ZM202 106V105H201ZM254 106V105H253ZM134 107V106H133ZM143 107V106H142ZM196 107V106H195ZM200 107V106H199ZM251 106H249L248 108H250ZM138 108H139V106H137V110H138ZM154 108V107H153ZM178 108V107H177ZM183 108V107H182ZM185 108V107H184ZM198 108V107H197ZM202 108V107H201ZM128 109V108H127ZM145 109V108H144ZM167 109V108H166ZM193 109V108H192ZM252 109V108H251ZM99 110V109H98ZM104 110L102 111L101 110V112H103V114L105 113L104 112ZM129 110V109H128ZM141 110V109H140ZM149 110V109H148ZM155 110V109H154ZM195 111H196V109H194ZM249 111H251L250 109H248ZM131 111V110H130ZM141 111H143V110H141ZM147 111V110H146ZM145 111V112H146ZM153 111V110H152ZM182 111V110H181ZM180 111V112H181ZM186 111V110H185ZM204 110H202V112H203ZM218 111V110H217ZM98 112V111H97ZM116 112H118V111H116ZM136 112V111H135ZM134 112V113H135ZM138 112H139V110H138ZM144 112V113H145ZM157 112L159 113L158 115L159 116H161V121H163V120H165L166 118H165V116H164V114H165V111L162 109L161 110V108H157ZM157 112H155V114L157 115ZM173 112H175V111H173ZM177 112V111H176ZM216 112V111H215ZM125 113V112H124ZM123 113V114H124ZM130 113V112H129ZM128 113V114H129ZM144 113H141V114H143L144 115ZM183 113V112H182ZM216 113H218V112H216ZM242 112H240V114L239 113H236V116L237 117H239L238 115H241L240 116V118L242 117V114H241ZM254 113V112H253ZM121 114V116H119V117H122V113H120ZM119 114V115H120ZM151 114V116H153L152 118H153V120H155L156 122H157V118L155 117V114H153V113H150ZM246 114V113H245ZM252 113H250L249 115H251ZM114 115H115V113H114ZM125 115H126V113L124 114V118H125ZM133 115V114H132ZM157 115V116H158ZM186 115V114H185ZM219 115V114H218ZM247 115V114H246ZM246 115L245 116H243V118H246L247 119V117L249 116H247L246 117ZM118 116V115H117ZM136 116H138V115H136ZM148 116V115H147ZM150 116V115H149ZM151 116H150V118H151ZM172 116H174V113L171 115V117ZM176 116V115H175ZM174 116V117H175ZM180 116V115H179ZM195 116V115H194ZM196 116H198V115H196ZM196 116L195 117H193V118H196ZM215 116V115H214ZM214 116H213V119H216V118H214ZM144 117H145V115H144ZM143 117V118H144ZM174 117H172V119L174 118ZM187 117V116H186ZM228 117V116H227ZM97 118V117H96ZM106 118H107V116H106ZM123 118V117H122ZM133 120H134V118L133 117H131ZM130 118V119H131ZM138 118H139V116H138ZM149 118V119H150ZM151 118V119H152ZM156 118V119H155ZM185 118V117H184ZM203 118L205 119L206 118V116H203ZM202 118V119H203ZM234 118H236V117H234ZM243 118H241V119H236V120H239L238 122H242L243 123V125H244V123L246 122V120L244 119V121L242 120ZM98 119V118H97ZM108 119V118H107ZM106 119V120H107ZM128 119V118H127ZM137 119V118H136ZM145 119V118H144ZM171 118H169V120H170ZM180 119V118H179ZM183 119V118H182ZM201 119V122H203V120ZM218 119V118H217ZM216 119V120H217ZM220 119V118H219ZM248 119H250L251 120V118H248ZM248 119H247V122H248ZM125 120V119H124ZM143 120V119H142ZM146 120V119H145ZM145 120H143L144 122H145ZM168 120V119H167ZM177 120H178V118H177ZM192 120V119H191ZM190 120V121H191ZM207 120L208 119H205V121L207 122ZM216 120H213V121H216ZM231 120H232V118H231ZM235 120V121H236ZM249 120V121H250ZM96 121V120H95ZM118 121V120H117ZM119 121H121V120H119ZM119 121L117 122V123H119ZM123 121V120H122ZM147 121V120H146ZM149 121V120H148ZM158 121H159V118H158ZM175 121H176V119H175ZM203 122V125H205L206 126V122ZM210 121V120H209ZM234 121V120H233ZM234 121V122H235ZM101 122V121H100ZM106 122H109V121H106ZM105 122V123H106ZM128 122H129V119H128ZM131 122V121H130ZM129 122V123H130ZM144 122H142L143 124H144ZM170 122V121H169ZM174 122V121H173ZM172 122V123H173ZM184 122V121H183ZM200 122V123H201ZM217 122V121H216ZM216 122H214V123H216ZM219 122V121H218ZM217 122V123H218ZM251 122V121H250ZM116 123V122H115ZM114 123V124H115ZM123 123H125V121L123 122ZM122 123V124H123ZM128 123V124H129ZM141 123V125H143ZM146 123V122H145ZM154 123V122H153ZM164 123V122H163ZM168 123V122H167ZM171 123V122H170ZM171 123V124H172ZM178 123V122H177ZM180 123V122H179ZM204 123H206V124H204ZM225 123H226V121H225ZM249 123V122H248ZM98 124H101V123H98ZM98 124L97 125H95V126H98ZM109 124H111V123H109ZM109 124H107V125H109ZM126 124H127V122H126ZM126 124H124L125 126H126ZM138 124H139V122H138ZM169 124V123H168ZM184 124V123H183ZM191 124V123H190ZM210 124H211V121L209 122V126H210ZM119 126L121 125V124H118ZM118 125H116L115 124V126H118ZM137 125V124H136ZM135 125V126H136ZM146 125V124H145ZM144 125V126H145ZM155 125V124H154ZM161 125V123H159V126ZM212 125V124H211ZM215 126H216V124H214ZM221 125V124H220ZM238 125V124H237ZM17 126V127H16ZM110 126V125H109ZM118 126V127H119ZM135 126H134V128H135ZM155 126H157V125H155ZM154 126V127H155ZM170 126V125H169ZM173 126V125H172ZM171 126V127H172ZM178 126V125H177ZM186 126V125H185ZM214 126V127H215ZM218 126V125H217ZM222 126H223V124H222ZM239 126V125H238ZM242 126V125H241ZM16 127V128H15ZM108 127V126H107ZM114 126H113V124H112V128H113ZM128 127V126H127ZM139 126L137 125V128H138ZM142 127V126H141ZM162 127V126H161ZM204 127V126H203ZM203 127H201V125H200V131H202V129H203ZM214 127H212V128H214ZM229 127V126H228ZM246 127V126H245ZM244 127V128H245ZM15 128V129H14ZM105 128V127H104ZM117 128V127H116ZM115 128V129H116ZM120 128L122 129V125L120 126ZM123 128H125V127H123ZM146 128H148V125H146ZM165 128H166V126H165ZM169 129H171L170 127H168ZM173 128H175V126L173 127ZM208 128V126H206V128H205V132H209V131H206V129ZM218 128V127H217ZM14 129V131H13V133L12 134H10L11 133V131ZM92 129V128H91ZM90 129V130H91ZM127 129V128H126ZM141 129V128H140ZM142 129H143V127H142ZM159 129V128H158ZM169 129H166L167 131L169 130ZM187 129V128H186ZM190 129H191V127H190ZM105 130V129H104ZM118 130V129H117ZM120 130V129H119ZM137 130V129H136ZM139 130V129H138ZM137 130V131H138ZM144 130H145V128H144ZM143 130V131H144ZM149 130H152V129H149ZM148 130V131H149ZM153 130H154V128H153ZM153 130H152V132H153ZM157 130V129H156ZM163 130V129H162ZM185 129H183V130H181V131H184ZM194 130V129H193ZM199 130V129H198ZM208 130V129H207ZM211 130V129H210ZM215 130V129H214ZM223 130H224V126H223ZM227 130V129H226ZM226 130H224V131H222V132H228V131H226ZM235 130V129H234ZM246 130H247V128H246ZM92 131V130H91ZM97 131V130H96ZM123 131V130H122ZM142 131V130H141ZM146 131V130H145ZM186 131V130H185ZM184 131V132H185ZM187 131H188V129H187ZM186 131V132H187ZM192 131V130H191ZM200 131H198L200 134H201V132ZM203 131H204V129H203ZM212 131V130H211ZM230 131V130H229ZM241 131V130H240ZM245 131V130H244ZM112 132V131H111ZM125 132H127V130L126 131H124V133ZM158 132H162V131H158ZM164 132H165V130H164ZM163 132V133H164ZM189 132H190V130H189ZM189 132H187V135H188V133ZM194 132V131H193ZM192 132V133H193ZM195 132H196V130H195ZM197 132V133H198ZM204 132V133H205ZM215 132H216V130H215ZM221 131H219L218 133L219 134H221L222 133ZM86 133V132H85ZM88 133V132H87ZM100 133V132H99ZM105 133V132H104ZM139 133V132H138ZM144 132H142V134H143ZM149 133H151V131L149 132ZM169 133V132H168ZM167 132H166V134H168ZM170 133H171V131H170ZM173 133V132H172ZM179 133V132H178ZM177 133V134H178ZM181 133H183V132H181ZM191 133V132H190ZM206 133V134H207ZM211 133V132H210ZM209 133V134H210ZM212 133H213V131H212ZM211 133V134H212ZM218 133H217V135H218ZM245 135L244 136H248L247 134H248V131H245ZM89 134V133H88ZM100 134H102V133H100ZM118 134V133H117ZM126 134V133H125ZM166 134H165V136H166ZM196 134V133H195ZM209 134H208V136H209ZM214 134V133H213ZM227 134V133H226ZM231 134V133H230ZM112 135V134H111ZM121 135V134H120ZM120 135H118V137L117 138H119V136ZM135 135V134H134ZM137 135V134H136ZM151 135V134H150ZM157 135H158V133H157ZM160 135H162L161 133H160ZM174 135V134H173ZM181 135V134H180ZM193 134H190L189 136H192ZM197 135V134H196ZM203 136H204V134H202ZM89 136H92V135H89ZM103 136H104V134H103ZM117 136V135H116ZM126 136V135H125ZM138 136V135H137ZM146 136V135H145ZM164 136V135H163ZM162 136V137H163ZM182 136H183V134H182ZM181 136V137H182ZM188 136V137H189ZM219 136H221V135H219ZM250 136L252 137V133H250ZM95 137V136H94ZM121 138L122 137H124V135L123 136H120ZM140 137V136H139ZM151 137H153V135L151 136ZM160 138H162L161 136H159ZM179 137V136H178ZM184 137V136H183ZM183 137H182V142L184 141L183 140ZM186 137V136H185ZM188 137H186L185 139H187ZM249 137V136H248ZM65 138V139H64ZM97 138V137H96ZM105 138V137H104ZM114 138V137H113ZM127 138V137H126ZM145 138V137H144ZM157 138V137H156ZM155 138V139H156ZM160 138H158V139H160ZM165 138H168V136L167 137H165ZM202 138V140H203V137H201ZM217 138V137H216ZM218 138H220V137H218ZM222 138L223 137H221L220 139H219V141L220 140H222ZM229 138V137H228ZM228 138H226L227 139V142H228ZM235 138V137H234ZM240 138V137H239ZM242 138V137H241ZM245 138H247V137H244L243 139L245 140ZM140 139V138H139ZM139 139L137 140V141H139ZM150 139V138H149ZM180 139V138H179ZM189 139H190V137H189ZM197 140L199 139V138H196ZM195 139V140H196ZM224 139H225V136H224ZM224 139L221 141V142H224ZM85 140V139H84ZM83 140V141H84ZM112 140V139H111ZM115 140V139H114ZM122 140V139H121ZM163 140V139H162ZM169 140V139H168ZM168 140H167V142L166 143H168ZM188 140V139H187ZM201 140V141H202ZM205 140H207V139H204V142L203 143H205ZM211 140V139H210ZM232 142H233V140H235V139H230ZM247 140V139H246ZM92 141V140H91ZM134 141H136V140H134ZM136 141V142H137ZM153 141V140H152ZM151 141V142H152ZM172 141V140H171ZM191 141L192 142H194V140H193V138L191 139ZM215 141V140H214ZM242 141V140H241ZM94 142V141H93ZM127 142V141H126ZM130 142V141H129ZM141 142V141H140ZM142 142H144V139H143V141ZM156 142H158V141H156ZM161 141H159L157 144L159 145V144H161L162 142L164 143V140L160 143ZM197 142V141H196ZM195 142V143H196ZM216 143H217V139H216V141H215ZM86 143V142H85ZM97 143V142H96ZM110 143V142H109ZM122 143V142H121ZM123 143H125V142H123ZM131 144L133 143L134 144V142H133V140H132V142H130ZM130 143H128L129 145H131ZM149 143H150V140H149ZM185 143H187V142H185ZM226 143V142H225ZM224 143V144H225ZM229 143V142H228ZM228 143H226V144H228ZM234 143V142H233ZM240 143H242V142H240ZM244 143V142H243ZM245 143H246V141H245ZM83 144H84V142H83ZM86 144H88V143H86ZM93 144V143H92ZM94 144H95V142H94ZM93 144V145H94ZM114 144H115V142H114ZM132 144V145H133ZM136 144V143H135ZM134 144V145H135ZM137 144H139L138 142H137ZM137 144H136V146H137ZM181 144V143H180ZM183 144H184V142H183ZM190 145L192 144V143H189ZM197 144V143H196ZM196 144H193V146L194 145H196ZM212 145L213 144V142H210L209 141V143L207 144V145ZM223 144V145H224ZM225 144V145H226ZM236 144H239V142L238 143H236ZM254 144V143H253ZM118 145V144H117ZM116 145V146H117ZM140 145V144H139ZM151 145V144H150ZM149 145V146H150ZM188 145V144H187ZM186 145V146H187ZM189 145V146H190ZM240 145V144H239ZM255 145V144H254ZM116 146L114 147V148H116ZM149 146L147 147L148 149H144L142 152L145 154V152L147 151V150H149ZM154 146H157L156 144L154 145ZM153 146V147H154ZM166 146V145H165ZM180 146V145H179ZM178 146V147H179ZM182 146V145H181ZM183 146H185V145H183ZM204 146V145H203ZM215 146V145H214ZM214 146H212V147H214ZM218 146V145H217ZM232 146H235V144L234 145H232ZM248 146H249V144H248ZM248 146H247V148H248ZM251 146V145H250ZM97 147V146H96ZM129 147V146H128ZM134 147V146H133ZM133 147H131L132 148V151H134V150H136V149H134L133 150ZM153 147L150 149V152L152 151V149H153ZM160 147V146H159ZM170 147V146H169ZM200 147V146H199ZM205 147H206V145H205ZM212 147L211 148H202L201 147V149L202 150H206V152H207V150L208 149H212ZM229 147V146H228ZM238 147V146H237ZM87 148V147H86ZM118 148V147H117ZM142 148H143V146H142ZM141 148V149H142ZM155 148V147H154ZM164 148V147H163ZM173 148V147H172ZM180 148V147H179ZM178 148V149H179ZM189 148V147H188ZM196 148H197V146H196ZM196 148H193V147H190V149L189 150H191L192 152H194L193 150H195ZM235 149H236V147H234ZM247 148H246V150H247ZM255 148V147H254ZM122 149V148H121ZM157 149H159V148H157ZM176 149V148H175ZM198 149H200V148H198ZM214 149H215V147H214ZM214 149H212V151H214ZM216 149H217V147H216ZM227 149V147L225 148V150ZM234 149V150H235ZM249 149V148H248ZM259 149H260V147H259ZM97 150V149H96ZM139 150V149H138ZM155 150V149H154ZM167 150V149H166ZM187 149L185 148V151H186ZM202 150H200V151H202ZM221 150V149H220ZM85 151V150H84ZM117 151V150H116ZM158 151H160V150H158ZM195 151H199V150H195ZM199 151V154L200 155H202L203 153H204V151H202L203 153L201 154V152ZM210 151L211 150H209V154H207L206 152V155L205 154H203L204 156H210V154H211V158H213V152L212 153H210ZM216 151V150H215ZM214 151V152H215ZM236 151V150H235ZM66 152V153H65ZM101 152V151H100ZM110 152V151H109ZM118 152H119V150H118ZM118 152H116V153H118ZM155 152V151H154ZM157 152V151H156ZM190 151H187V152H185V153H188V155H185V153H184V156H186L187 157V159H188V157L190 156L189 153ZM192 152H191V156H192V158H193V154H192ZM233 152V151H232ZM248 152V151H247ZM250 152H251V150H250ZM256 153H257V151H255ZM62 153H65L66 154V156H67V159L66 160H64V161H62V157H61V155H62ZM81 153V152H80ZM111 153V152H110ZM120 153H121V151H120ZM128 153H130V149H129V152ZM135 153H137V151L135 152ZM147 153H148V151H147ZM151 153H153V151L151 152ZM176 153V152H175ZM178 153H179V151H178ZM181 153V152H180ZM182 153H183V151H182ZM219 152H218V150H217V154H218ZM230 153V152H229ZM228 153V154H229ZM253 153V152H252ZM252 153H249L248 152V155L250 154V156H251V154ZM82 154V153H81ZM87 154V153H86ZM107 154V153H106ZM139 154V153H138ZM157 154V153H156ZM155 154V156H157ZM195 154H198L197 152H195ZM194 154V155H195ZM198 154V155H199ZM222 155H224L223 153H221ZM232 154H234V153H232ZM255 154V153H254ZM258 154H259V152H258ZM102 155V154H101ZM131 155V154H130ZM149 156H151L150 155V153L148 154ZM147 154H146V156H148ZM174 155V154H173ZM178 155V154H177ZM182 155V154H181ZM197 155V156H198ZM203 155L202 156H200L201 158H202V162H203V165L204 164H206V163H208V162H206V163H204L206 160H204L203 161ZM215 155V154H214ZM235 155H237V154H235ZM234 155V156H235ZM239 155V154H238ZM42 156V155H41ZM108 156V155H107ZM115 156V155H114ZM120 156L121 155H119L118 157L120 158ZM167 156V155H166ZM183 156V157H184ZM197 156H196V159H197ZM216 156V155H215ZM226 156H229V155H226ZM230 156H231V153H230ZM229 156V157H230ZM250 156H248V158H249V160H250ZM99 157V156H98ZM106 157V156H105ZM128 157H130V158H132L133 156H128ZM136 157H138L139 159H140V156L139 155H136ZM143 157H145V156H143ZM180 157H182V156H180ZM199 157V156H198ZM216 157H218V155L216 156ZM262 157H263V155H262ZM118 158V159H119ZM146 158V157H145ZM153 158H154V156H153ZM175 158V157H174ZM191 158V157H190ZM222 158L223 159H226V158H224L223 156H222ZM228 158V157H227ZM231 158V157H230ZM107 159V158H106ZM133 159H135V157L133 158ZM137 159V158H136ZM139 159H137L136 161L139 163V162H141V161H138ZM148 159H150V158H148ZM159 159V158H158ZM176 159H177V157H176ZM179 159V158H178ZM177 159V160H178ZM184 160V158H181V160ZM193 159H195V158H193ZM193 159H192V161H191V163L192 162H194L193 161ZM196 159H195V162H196ZM234 159V158H233ZM236 159V158H235ZM82 160L84 161V164H86L85 163V160H84V158L82 157ZM114 160V159H113ZM120 160V159H119ZM126 160H129V158L127 159L126 158ZM147 159H143V164L142 165H144V161H146ZM153 160H155V159H152V161ZM180 160V163H182V164H184L183 162H187V160H186V158H185V160L182 162ZM198 160V159H197ZM208 160V159H207ZM227 160V159H226ZM231 160H232V158H231ZM110 161V160H109ZM149 161V160H148ZM172 161V160H171ZM211 161H212V159H211ZM222 161V160H221ZM104 162H106V161H104ZM112 162V161H111ZM133 162H135V160L133 161ZM169 162V161H168ZM178 162V161H177ZM200 162V161H199ZM198 162V163H199ZM222 162H224V160L222 161ZM221 162V163H222ZM234 162V161H233ZM114 163V162H113ZM131 163H132V161H131ZM146 163H147V161H146ZM152 163V162H151ZM179 163V162H178ZM177 163V164H178ZM180 163H179V165H180ZM190 163V162H189ZM188 163V164H189ZM210 164H209V166L212 164V162H209ZM216 164V166H218V165H220V164H218L219 163V160H217V162H215ZM235 163V162H234ZM13 164V163H12ZM120 164V163H119ZM140 164V163H139ZM139 164H138V166H139ZM170 163H168V165H169ZM176 164V165H177ZM201 164V163H200ZM218 164V165H217ZM227 165L228 163H223V165ZM38 165V166H39ZM50 165V166H51ZM129 165V164H128ZM132 165V164H131ZM141 165V166H142ZM153 165V164H152ZM176 165H174V166H176ZM213 165H214V163H213ZM213 165L211 166V168H209L208 167V169H211V170H214V171H212V175H213V172H215V171H217V170H219V168L217 169V170H215L216 169V167H215V165H214V167H215V169H213L214 167H213ZM225 165V166H226ZM229 165V164H228ZM227 165V166H228ZM115 166V165H114ZM116 166H118V165H116ZM132 166H134L135 168H136V166L137 165H135V163L132 165ZM141 166L139 167V168H141ZM159 166H160V164H159ZM185 166V165H184ZM191 166V165H190ZM193 166H196V165H193ZM205 166H208L207 164L205 165ZM221 166V165H220ZM86 167V166H85ZM113 167V166H112ZM145 167H147V166H145ZM178 167H180V166H178ZM213 167V168H212ZM47 168V167H46ZM48 168H49V166H48ZM106 168V167H105ZM133 168V167H132ZM155 168H156V166H155ZM188 168H190V167H188ZM194 168V167H193ZM222 168H224V166L222 167ZM87 169V168H86ZM104 169V168H103ZM118 169V168H117ZM116 169V170H117ZM143 169V168H142ZM147 168H145V170H146ZM173 169H174V167H173ZM224 169H226V167L224 168ZM260 169V168H259ZM48 170V169H47ZM49 170H51V167H50V169ZM53 170H54V167H53ZM136 170V169H135ZM159 170H160V167H159ZM192 170V169H191ZM223 170V169H222ZM222 170L220 171L221 172V177L223 176L222 174H224V172L226 171H224V172H222ZM232 170V169H231ZM230 170V171H231ZM238 170V169H237ZM35 171V170H34ZM46 171V170H45ZM79 171V172H78ZM95 171V170H94ZM124 171V170H123ZM166 171H167V169H166ZM194 171V170H193ZM192 171V172H193ZM208 171V170H207ZM210 171V170H209ZM208 171V173H210ZM229 170H228V168H227V171H226V173H229L230 174V171L228 172ZM241 171H242V169H241ZM240 171V172H241ZM51 172V171H50ZM53 172V171H52ZM51 172V173H52ZM109 172V171H108ZM126 172V171H125ZM141 172H144V170L142 171L141 170ZM140 172V173H141ZM158 172V171H157ZM171 172H173V171H171ZM176 172V171H175ZM189 172H190V170H189ZM238 172V171H237ZM31 173H33V172H31ZM97 173V172H96ZM118 173V171L116 172V174ZM121 173V172H120ZM119 173V174H120ZM198 173V172H197ZM201 173V172H200ZM225 173V174H226ZM255 173V172H254ZM253 173V174H254ZM262 173V172H261ZM28 174H30V173H28ZM122 174H123V172H122ZM141 174H144L145 175V173H141ZM215 174V173H214ZM218 174V173H217ZM225 174H224V177H226L225 176ZM233 174H235V172L233 173ZM52 175V174H51ZM50 175V176H51ZM160 175V174H159ZM207 175V174H206ZM210 175H211V173H210ZM210 175L207 177V178H211L212 179V181H214V182H212L211 184L213 185V184H216L217 182L219 183L220 182V180L222 179L221 177H220V180L219 181H216V179H219V177L217 178L216 177V175H215V177H213V178H215L214 180H213V178L212 177H210ZM256 175H258V174H256ZM38 176V175H37ZM45 176V175H44ZM96 176V175H95ZM121 176V175H120ZM146 176V175H145ZM161 176V175H160ZM175 176V175H174ZM200 176V175H199ZM214 176V175H213ZM237 176V175H236ZM241 176V175H240ZM239 176V177H240ZM264 176V175H263ZM262 176V177H263ZM149 177V176H148ZM193 177H195L194 175H193ZM196 177H197V175H196ZM205 177V178H206ZM223 177V179H225ZM249 177V176H248ZM247 177V178H248ZM50 178V177H49ZM49 178H48V181H49ZM96 178L98 179V177L96 176ZM106 178H108V177H106ZM113 178H115L114 176H113ZM139 178V177H138ZM157 178V177H156ZM158 178H159V176H158ZM174 177H172L171 178V176H170V181H171V179H173ZM227 178V177H226ZM241 178V177H240ZM256 178V177H255ZM260 178H261V175H260ZM264 178V177H263ZM263 178L261 179L262 180V182H263ZM46 179V178H45ZM129 179V178H128ZM135 179V178H134ZM133 179V180H134ZM147 179V178H146ZM154 179V178H153ZM194 180H201L200 178H198V179H195V178H193ZM208 179V180H209ZM223 179H222V181H223ZM243 179V178H242ZM257 179H259V177L257 178ZM120 180H121V178H120ZM133 180H132V182H133ZM207 180V179H206ZM240 181V184H245V181L247 180H245V181H243L242 182V180L241 179H239ZM253 180V179H252ZM106 181V180H105ZM112 181V180H111ZM122 181V180H121ZM135 181V180H134ZM139 181V180H138ZM138 181H136V182H138ZM140 181H142L141 179H140ZM169 181V185H172V186H169L170 188V190H171V187H173L174 188V190L176 189L175 188V185L178 183H176L175 182V185H174V181L172 182L173 184H170L171 182ZM209 181H211V180H209ZM226 181H228V180H226ZM237 181V180H236ZM256 181V184L258 183V180H255ZM6 182V181H5ZM50 182V181H49ZM132 182H131V186H132ZM165 182V181H164ZM216 182V183H215ZM238 182V183H239ZM252 182V181H251ZM260 182V181H259ZM98 183V182H97ZM156 183V182H155ZM159 183H160V181H159ZM192 183H193V181H192ZM208 183V182H207ZM225 183V182H224ZM224 183H223V186H224ZM247 183H248V181H247ZM49 184V183H48ZM121 184H124V183H121ZM137 184H139V182L137 183ZM137 184H136V186H137ZM165 184V186H167L168 187V183L167 182H165L164 183ZM167 184V185H166ZM211 184H209L208 183V186L210 187L211 186ZM220 184V183H219ZM250 184V183H249ZM255 184V183H254ZM253 184V185H254ZM263 184V183H262ZM43 185V184H42ZM51 184H49V186H50ZM129 185V184H128ZM134 185V184H133ZM195 185V184H194ZM198 185V184H197ZM201 184H199V186H200ZM202 185H204V183L202 184ZM217 185V187H219L218 186V184H216ZM226 185V184H225ZM248 185V184H247ZM246 185V186H247ZM258 185H261V184H259L258 183ZM52 186V185H51ZM111 186V185H110ZM116 186V185H115ZM114 186V187H115ZM124 186H125V184H124ZM131 186L129 185L128 187H129V189L131 188ZM136 186H134V188L136 187ZM143 185H142V183H141V185H140V187H142ZM181 186V185H180ZM180 186H177V187H179V188H181ZM198 186V187H199ZM207 186V185H206ZM222 186V183H221V188L223 187ZM227 186V185H226ZM226 186H224L223 187V189L225 188L226 189ZM252 186V185H251ZM263 186V185H262ZM47 187H48V185H47ZM54 187V186H53ZM96 187V186H95ZM98 187V186H97ZM190 187V186H189ZM192 187V186H191ZM194 187V186H193ZM211 187H213V186H211ZM216 187V186H215ZM216 187V188H217ZM237 187V186H236ZM239 187V186H238ZM237 187V188H238ZM242 187L244 188V186L242 185ZM256 187H258V186H256L255 185V188ZM111 188V187H110ZM119 188L120 187H118V189H115V190H118L119 191ZM162 188V187H161ZM160 188V189H161ZM164 188V187H163ZM185 188V187H184ZM184 188H182V189H184ZM187 188H188V185H187ZM186 188V189H187ZM195 188H196V186H195ZM215 188V189H216ZM220 188V187H219ZM218 188V189H219ZM220 188V189H221ZM246 188H248V186L246 187ZM44 189V188H43ZM48 189H50V187L48 188ZM121 189V188H120ZM128 189V190H129ZM137 189V188H136ZM144 189V188H143ZM157 189H158V187H157ZM204 189H205V186H204ZM220 189H219V191H220ZM229 189V188H228ZM263 189V188H262ZM47 190V189H46ZM109 190V189H108ZM133 190V192H134V190L135 189H132ZM131 190V191H132ZM140 190V189H139ZM138 190V191H139ZM147 190V189H146ZM180 190V189H179ZM192 190H193V188H192ZM197 190V189H196ZM199 190H200V187H199ZM217 190V189H216ZM244 190V189H243ZM252 190V189H251ZM101 191H103V190H101ZM124 191V190H123ZM122 191V192H123ZM130 191V190H129ZM137 191V192H138ZM153 191V190H152ZM155 191V190H154ZM163 191V190H162ZM166 191V190H165ZM172 191H173V189L171 190V193H172ZM191 191V190H190ZM205 190H203V192H204ZM206 191H207V188H206ZM205 191V192H206ZM213 191V190H212ZM226 192L228 191V190H225ZM242 191V190H241ZM247 191H249V190H247ZM246 191V192H247ZM258 191V190H257ZM256 191V192H257ZM264 191V190H263ZM48 192V191H47ZM116 192V191H115ZM120 192V194H121V191H119ZM127 192V191H126ZM146 192V191H145ZM148 192V191H147ZM156 192V194L158 195V192L157 191H155ZM167 192V191H166ZM169 192V191H168ZM167 192V193H168ZM188 192V191H187ZM198 192V191H197ZM202 192V193H203ZM210 192L211 191H209V196L211 195H213V197H214V195L216 194H214V193H211L210 194ZM245 192V191H244ZM250 192V191H249ZM248 192V193H249ZM128 193V192H127ZM126 193V194H127ZM140 193V192H139ZM170 193V192H169ZM201 192H199V194H202ZM224 193V192H223ZM228 193V192H227ZM237 193H240V192H237ZM243 193V192H242ZM251 193H252V191H251ZM264 193V192H263ZM119 194V193H118ZM125 193H123V195H124ZM147 194V193H146ZM153 194H154V192H153ZM153 194H151V195H153ZM179 194V193H178ZM182 194H183V192H182ZM185 194V193H184ZM190 194V193H189ZM191 194H192V192H191ZM190 194V195H191ZM196 194V193H195ZM226 194V193H225ZM261 194V193H260ZM1 195V194H0ZM44 195V194H43ZM42 195V196H43ZM48 195H49V193H48ZM106 195V194H105ZM123 195H121V196H123ZM132 195H133V193H132ZM143 195V194H142ZM156 195V196H157ZM177 194H175V192H173L172 193V195H169V196H171V197H169V196H166V197H168V200L166 201V202H162V201H160V202H162V203H160V204H156V206H158V207H161V211L160 212H158L159 210H160V208H156L157 210H151V214H150V219L152 220V222H153V227L155 226V229H153V230H157V232L156 231H153V232H156V234L154 233L153 235H152V233H151V235H150V231H152V230H150V227H149V229H148V226H147V228H146V230H147V232H145V231H143V233L145 234V239L147 240V236H149L150 235V238H151V236L152 237H155V243H154V238L152 239L151 238V242L150 243H152L151 245V247H152V249H154L153 248V246H157L158 248H161V253H160V251L158 252V253H160L159 255H161V258H160V256H158V258H157V255L158 254H156V259H155V261L157 262H159V259L161 260L163 257H162V255L163 254H165L164 253V250L166 249L165 247H169V248H171V247H174V246H176V247H174L175 249H173L174 251L175 250H177V252L176 253H178V251L179 250H181V252H182V250L184 249V246L186 245L187 246V244H185L186 243V239H189V238H183V239H181V237L179 238L178 236H179V234H178V232H181L180 231V226L182 225V223H180V221H177V222H179L180 223V225L178 224V223H176V226H179V227H177V229L176 230H178L179 229V231H177V233H176V231L174 232L175 233V236H177L176 234H178V238H176L174 235H173V238H171V233H172V231H174V227H173V222L175 223L176 221H174V220H172V224H169V226L170 225H172V226H170V227H173L172 229L173 230H170L168 227V229L171 231H167V232H165L164 233V237L165 238H167L165 235L167 234H169L168 236L171 238V241H172V239H173V242H175V239H176V243H175V245L174 246H172V243L171 244H168V243H164L163 242V240L165 239H163V237H162V235L160 236L161 237V239H162V241H159V239H160V237H157L158 236V234L160 233V232H162V231H164V230H162L164 227L163 226H165V225H163V222H164V218L165 217H167V215H168V217H169V215H172V214H174V216H176L175 215V213H177V212H173V210H174V205H175V199H176V196ZM186 195V194H185ZM198 195V194H197ZM204 195V193L202 194V196ZM223 195V194H222ZM221 195V196H222ZM235 195V194H234ZM240 195L242 196V194L240 193ZM257 195H259V194H257ZM111 196V195H110ZM109 196V197H110ZM117 196H119V195H117L116 194V197ZM120 196V197H121ZM125 197H127V195H124ZM136 196V195H135ZM155 196V195H154ZM159 196V195H158ZM194 197H195V195H193ZM201 196V197H202ZM208 196V198H210ZM221 196H220V198H218L219 199V203L218 204H220V199H222V201H223V199L227 196H224V198H221ZM232 196H233V194H232ZM236 196H237V194H236ZM236 196H235V199H236ZM240 196V197H241ZM260 196V195H259ZM264 196V195H263ZM263 196H260V198L261 199H263L262 197ZM96 197V196H95ZM132 198L134 197V196H131ZM178 197V196H177ZM184 197V196H183ZM187 196H185V198H186ZM189 197V196H188ZM204 197V196H203ZM202 197V198H203ZM216 197V196H215ZM223 197V196H222ZM122 198V197H121ZM119 199V201H121L122 199ZM124 198V197H123ZM135 198H137V196L135 197ZM154 198V197H153ZM158 198V197H157ZM157 198H154L155 200L157 199ZM179 198V197H178ZM192 198V197H191ZM198 198V197H197ZM196 198V199H197ZM205 198V197H204ZM212 198V197H211ZM210 198V199H211ZM233 198V197H232ZM245 198V197H244ZM255 198H257L256 196H255ZM44 199V198H43ZM47 199V198H46ZM92 199V198H91ZM90 199V200H91ZM100 199V198H99ZM108 199V198H107ZM106 199V200H107ZM110 199V198H109ZM111 199H112V197H111ZM125 200H127L126 198H124ZM123 199V200H124ZM147 199V198H146ZM180 199V198H179ZM187 199V198H186ZM186 199H185V201H186ZM193 199H195V198H193ZM192 199V200H193ZM205 199H207V195H206V198ZM204 199V201L201 203V206H199V207H203L204 206V204H206V203H204V202H207L208 203V201L209 202H211V200L209 199H207L208 201H206ZM228 200V197L227 198H225L224 200ZM258 199V198H257ZM257 199H255V200H257ZM1 200V199H0ZM42 200V199H41ZM64 200V202H65V199H63ZM116 200H117V198H116ZM134 200H136V199H134ZM133 200V202H131V203H134L135 201ZM140 200V199H139ZM160 200H162V199H160ZM190 200V199H189ZM202 200V199H201ZM200 200V201H201ZM226 200V201H227ZM233 200V199H232ZM238 200H240V199H238ZM254 200V199H253ZM254 200V201H255ZM80 201V200H79ZM118 201V200H117ZM118 201V202H119ZM129 201V200H128ZM132 201V200H131ZM137 201V200H136ZM158 201V199L156 200V202ZM183 201V200H182ZM199 201V202H200ZM242 201V200H241ZM253 201V202H254ZM90 202V201H89ZM88 202V203H89ZM105 202V201H104ZM107 202V201H106ZM109 200H108V205H109ZM116 202V201H115ZM117 202V203H118ZM177 202V201H176ZM187 202V201H186ZM228 202V201H227ZM256 202V201H255ZM257 202H259V204L261 203L260 202V200L258 199L257 200ZM264 202V201H263ZM31 203V202H30ZM49 203H51V202H48V204ZM116 203V205H118ZM123 203V202H122ZM131 203H128L129 205L131 204ZM153 203H154V201H153ZM159 203V202H158ZM177 203H179V202H177ZM182 203V202H181ZM187 203H189V202H187ZM192 203H195V202H193L192 201ZM233 203H235L234 201H233ZM239 203V202H238ZM247 203V202H246ZM60 204H63V203H60ZM101 204V203H100ZM111 204V203H110ZM114 203H112V205H113ZM120 204V203H119ZM123 204H125V206L127 207V205H126V203H125V201H124V203ZM138 204V203H137ZM137 204H136V206H137ZM141 204H143V203H141ZM141 204L140 205H138V206H140V207H142V208H140V210H142V209H144L143 211H142V215H141V213H139V216L141 215V216H143L144 214L143 213H146L145 212V207H143V206H141ZM196 204V203H195ZM199 204V203H198ZM217 204V205H218ZM9 205V204H8ZM45 205V204H44ZM53 205V204H52ZM64 205V204H63ZM104 205H106V204H104ZM213 205V204H212ZM227 205H229L228 203L225 205L226 207H229V206H227ZM233 205V204H232ZM1 206V205H0ZM68 206V205H67ZM75 206H76V204H75ZM135 206V207H136ZM137 206V207H138ZM148 206H151V205H148ZM147 206V207H148ZM183 206V205H182ZM185 206H186V204H185ZM193 206V205H192ZM225 206L223 205V210H224V208H225ZM260 207H261V205H259ZM5 207V206H4ZM3 207V208H4ZM59 207V206H58ZM95 207V206H94ZM119 207V206H118ZM121 207H123L122 205H121ZM125 207V208H126ZM134 207V206H133ZM134 207V208H135ZM136 207V208H137ZM191 207V206H190ZM194 207H196L197 209L196 210H198V208L199 207H197V206H195L194 205ZM216 207H218V206H216ZM232 207V206H231ZM256 207H258V206H256ZM256 207H255V211H256ZM57 208V207H56ZM60 208H62V207H60ZM75 208V207H74ZM92 208V207H91ZM99 208H103L102 206H99ZM114 207H112V209H113ZM116 208H117V206H116ZM128 208V207H127ZM126 208V209H127ZM136 208H135V210H136ZM150 208V207H149ZM209 208V207H208ZM254 208V207H253ZM48 209H49V205H48ZM47 209V210H48ZM73 209V208H72ZM106 209H107V207H106ZM112 209H108V210H112ZM121 210H120V212L121 213H123L124 214V210H126V209H122V208H120ZM131 210V208H128V212H130V210ZM188 209V208H187ZM190 209V208H189ZM201 209V208H200ZM216 209V208H215ZM227 209V208H226ZM260 209V211H263L261 208H259ZM2 210V209H1ZM41 210V209H40ZM101 211H104V210H102V209H100ZM99 210V211H100ZM118 210H119V208H118ZM122 210H123V212H122ZM132 210H133V208H132ZM137 210L139 211V209L137 208ZM147 210V209H146ZM176 210H179L178 208L176 209ZM214 210V209H213ZM229 210V209H228ZM227 210V212L229 213V211ZM253 210V211H254ZM3 211V210H2ZM2 211H0V212H2ZM38 211H39V209H38ZM52 211V210H51ZM73 211H76V210H74L73 209ZM90 211V210H89ZM95 211V210H94ZM190 211H192V208H191V210ZM190 211H189V213H190ZM193 211H195V210H193ZM203 211V210H202ZM226 211V210H225ZM224 211V212H225ZM231 211V210H230ZM86 212V211H85ZM113 212H116V211H114L113 210ZM141 212V211H140ZM148 213H149V211H147ZM157 212H158V214H157ZM173 212V213H172ZM185 212H187L186 214H188V211L186 210ZM196 212V211H195ZM195 212H191V214H194L195 215ZM200 212V211H199ZM226 212V213H227ZM4 214H5V212H3ZM37 213V212H36ZM76 213V212H75ZM80 213V212H79ZM81 213H82V211H81ZM91 213V212H90ZM95 213V212H94ZM98 213V212H97ZM104 213L106 214V212L104 211ZM120 213V214H121ZM125 213H127V210L125 211ZM135 213V212H134ZM138 213V212H137ZM136 213V214H137ZM148 213H146L147 215H148ZM201 213V212H200ZM199 213V214H200ZM216 213H217V210H216ZM251 213H253V212H251ZM261 214H263L264 215V213L263 212H260ZM3 214V216H5ZM8 214V213H7ZM38 214H39V212H38ZM38 214H36V215H38ZM70 214V213H69ZM93 214V213H92ZM100 213H98V215H99ZM115 214V213H114ZM117 214V213H116ZM116 214H115V216H116ZM127 214H129V213H127ZM130 214H131V212H130ZM129 214V215H130ZM164 214H166V215H164ZM191 214H188V216L190 215L191 216ZM198 214V215H199ZM209 214H213V212H211V213H209ZM215 214V213H214ZM219 214H220V209H219ZM224 214V213H223ZM254 215H255V212L253 213ZM258 214V213H257ZM81 215H83V214H81ZM107 215V214H106ZM106 215H105V217H106ZM146 215V216H147ZM182 214L180 213V217H182L181 216ZM185 215V214H184ZM208 215V214H207ZM221 215H222V213H221ZM225 215H228V214H225ZM224 215V216H225ZM2 216V215H1ZM46 216V215H45ZM52 216V215H51ZM68 217H69V215H67ZM137 216H138V214H137ZM136 216V217H137ZM138 216V217H139ZM173 216V217H174ZM187 216V215H186ZM189 216V217H190ZM196 216V215H195ZM210 216V215H209ZM208 216V217H209ZM259 216H261L260 214H259ZM68 217H66V218H68ZM70 217H71V215H70ZM107 217H109L108 215H107ZM106 217V218H107ZM110 217H112V216H110ZM124 217H125V214H124ZM128 217V216H127ZM131 217V216H130ZM167 217V218H168ZM183 217H185V216H183ZM188 217V218H189ZM199 217V216H198ZM211 217H213V215L211 216ZM215 217H216V214H215ZM262 217L263 216H261V220H262ZM66 218H65V220H66ZM78 218V217H77ZM113 218H114V216H113ZM117 218V217H116ZM121 218H123L122 217V214H121V217H120V219ZM175 218V217H174ZM187 217H185V219H186ZM221 218V217H220ZM225 219H227L226 218V216L224 217ZM39 219V218H38ZM51 219H53V218H51ZM84 219H85V217H84ZM105 219V218H104ZM202 219V218H201ZM218 219V218H217ZM223 219V218H222ZM222 219H220L222 222H223V220ZM257 220H259V218H256ZM255 219V220H256ZM54 220V219H53ZM56 220H57V217H56ZM56 220H54V222L56 221ZM64 220V221H65ZM73 220H75V219H73ZM73 220H72V222H73ZM77 220H83V217H82V219H77ZM87 220V219H86ZM107 221H109L110 223H111V221H110V218L108 219H106ZM116 220V219H115ZM114 219L112 220V221H115ZM122 220H124V218L122 219ZM127 220V219H126ZM125 220V221H126ZM134 220V219H133ZM142 220V222L144 223H146V219L145 218H142L141 219ZM144 220V221H143ZM177 220V219H176ZM187 220V219H186ZM193 220V219H192ZM198 221H200V219H197ZM206 220H207V218H206ZM205 220V221H206ZM212 220V219H211ZM85 221V220H84ZM89 221V220H88ZM95 221V220H94ZM102 222L104 221L105 222V220H101ZM117 221H120L121 222V220H119V217H118V219H117ZM117 221L114 223V224H119L118 226L121 228V226H120V223H117ZM169 221V219H167V221H166V223ZM181 221H184V219L183 220H181ZM189 221V220H188ZM198 221H196L195 219H194V222L196 223H199ZM208 222H209V220H207ZM206 221V222H207ZM43 222V221H42ZM42 222H41V225H42ZM97 222H100V221H98V219H97ZM136 222H137V220H136ZM138 222H140V221H138ZM141 222V225L143 224ZM225 222V221H224ZM253 222V221H252ZM264 222V221H263ZM263 222L261 223V224H263ZM56 223H57V221H56ZM56 223H54V224H56ZM59 223V222H58ZM89 223V222H88ZM126 223V222H125ZM133 223H135V222H133ZM150 223V222H149ZM168 223H170V222H168ZM167 223V224H168ZM193 223V222H192ZM194 223V224H195ZM212 223V222H211ZM215 223V222H214ZM217 223H219L218 224V227H219V225H221V223L220 222H217ZM245 223V222H244ZM256 223V222H255ZM45 223L43 222V225H44ZM82 224H83V222H82ZM122 224V223H121ZM137 224V223H136ZM165 224V223H164ZM193 224V225H194ZM205 223H203V225H204ZM207 224V223H206ZM259 224H260V222H259ZM258 224V225H259ZM40 225V226H41ZM62 225H64V223H62V224H58V225H52V227H50V228H53V230L54 231H56V230H58V229H60V228H55L54 229V227L53 226H55V227H63ZM84 225V224H83ZM89 225V224H88ZM93 225H94V223H93ZM96 225V224H95ZM101 225V224H100ZM129 225V224H128ZM137 225H139V226H137ZM136 226L138 227V228H143L146 224H143L142 226L143 227H141V225L140 224H137ZM149 225V224H148ZM184 225H186L185 223H184ZM198 225V224H197ZM211 225V224H210ZM209 225V226H210ZM212 225H213V223H212ZM215 225V224H214ZM213 225V226H214ZM251 225V224H250ZM253 225H255V224H253ZM123 226H125V225H123ZM256 226V225H255ZM92 227V226H91ZM102 227V226H101ZM107 226H106V223H105V228H106ZM112 227V226H111ZM115 227V225L112 227V228H114ZM131 227V226H130ZM129 227V228H130ZM136 227V228H137ZM146 227V226H145ZM145 227H144V229H145ZM192 227H194V226H192ZM204 227L206 228V227H208L207 225L205 226L204 225ZM222 227H224V226H222ZM222 227H220V228H222ZM235 227V226H234ZM233 227V228H234ZM258 227V226H257ZM259 227H261V225H259ZM258 227V228H259ZM39 228V227H38ZM43 228V226H41V228H40V231L42 232V231H44L45 229H42ZM45 228H46V226H45ZM48 228V227H47ZM50 228H48V229H50ZM66 228H68V226H66ZM84 228L86 229L87 227H85V225H84ZM90 228V227H89ZM108 228H110V227H108ZM185 228H186V226H185ZM243 228V227H242ZM253 228V227H252ZM262 228V227H261ZM261 228L260 229H257V230H261ZM264 228V227H263ZM63 229V228H62ZM83 229V228H82ZM88 229V228H87ZM102 229V228H101ZM128 229V228H127ZM132 229H133V226H132ZM194 229H198V228H194ZM208 229V228H207ZM230 229V228H229ZM53 230L52 231H49V230H45V233H46V235H47V232H53ZM68 230V229H67ZM70 230H71V228H70ZM79 230V229H78ZM103 230V229H102ZM106 230V229H105ZM110 230V229H109ZM108 230V231H109ZM113 230V229H112ZM117 230V229H116ZM130 230L131 229H129L128 231L130 232ZM139 230V229H138ZM142 230L143 229H141V232H139V233H137V235L138 234H140V233H142ZM150 230V231H149ZM162 230V231H161ZM193 230V229H192ZM206 232H208L206 229H204ZM213 230V229H212ZM214 230H217V229H215L214 228ZM234 230V229H233ZM231 231L232 233L233 232H235V230L234 231ZM248 230H250L249 229V227H248ZM247 230V231H248ZM252 230V229H251ZM59 231V230H58ZM64 231V230H63ZM108 231H106V233L108 232ZM121 232V234H122V231L119 229L117 232H115V233H118V232ZM128 231H126L127 232V234H128ZM132 231V230H131ZM189 231V230H188ZM205 231H203V232H205ZM218 231H221V230H218ZM223 231V230H222ZM228 231V230H227ZM227 231H225V232H227ZM230 231V230H229ZM253 231V230H252ZM254 231H255V229H254ZM263 231H264V229H263ZM36 232V231H35ZM57 232V231H56ZM105 232V231H104ZM109 232H111V231H109ZM108 232V233H109ZM133 232V231H132ZM170 232V233H169ZM183 232V231H182ZM181 232V233H182ZM193 233H191V236H192V234H197V231H196V233H194V231H192ZM199 232H201V230H199L198 231V233ZM202 232V233H203ZM210 232V231H209ZM208 232V233H209ZM245 232V231H244ZM257 232V231H256ZM38 233V232H37ZM54 233V232H53ZM63 232H62V230H60V233L59 234H62ZM125 233V232H124ZM135 233V232H134ZM149 233V234H148ZM173 233V234H174ZM181 233H180V235H181ZM184 233H185V231H184ZM211 233H213V232H211ZM214 233H215V231H214ZM231 233V234H232ZM238 233V232H237ZM255 232H253V234H254ZM258 233H259V236L261 237V234H260V232L258 231ZM56 234V233H55ZM74 234V233H73ZM126 234V235H127ZM130 234V233H129ZM147 234V235H146ZM201 234V233H200ZM200 234H198L199 236H200ZM216 234V233H215ZM226 234H228V233H226ZM36 235V234H35ZM66 235V234H65ZM70 235V234H69ZM92 235V234H91ZM102 235V234H101ZM112 235V234H111ZM117 235V237H118V235H119V240H120V234H116ZM123 235V237L125 236V234H122ZM136 235V236H137ZM143 235V234H142ZM154 235H156V236H154ZM198 235H197V238H199L198 237ZM204 235V236H203ZM203 235L201 236L202 237V239H205V238H207L208 236H210L211 234H207V233H203ZM206 235H208L207 237H205ZM222 235V234H221ZM248 235H249V233H248ZM248 235H247V237H248ZM42 236V235H41ZM43 236H45V235H43ZM42 236V237H43ZM60 236H62V235H60ZM59 236V237H60ZM110 236V235H109ZM128 236V235H127ZM132 236V235H131ZM131 236H129L130 238L129 239H131ZM138 236H141V235H138ZM185 236V234H183L182 233V237H184ZM190 235H189V237H191ZM212 236V235H211ZM210 236V237H211ZM217 238L216 239H214V240H216V243H218L217 242V239H218V233H217ZM227 236V235H226ZM233 236V235H232ZM252 236V235H251ZM264 236V235H263ZM29 237V236H28ZM41 237V238H42ZM57 237H58V235H57ZM105 237V236H104ZM169 237H168V240H169ZM174 237H175V239H174ZM193 237L194 236H192V239H191V242L193 243V241L195 240V238L193 239ZM195 237H196V235H195ZM204 237V238H203ZM32 238V237H31ZM50 238V237H49ZM60 238H62V237H60ZM63 238H64V236H63ZM110 238H112V237H110ZM115 238H116V236H115ZM211 238H213V237H211ZM229 238V237H228ZM227 238V240H229ZM246 238V237H245ZM125 239V238H124ZM123 239V240H124ZM133 239V238H132ZM135 239V238H134ZM149 239V238H148ZM160 239V240H161ZM181 239V240H180ZM200 239L201 238H199L198 239V241H200ZM224 239V238H223ZM222 239V240H223ZM249 239V238H248ZM261 239H262V237H261ZM112 240V239H111ZM111 240H108V241H110V242H112ZM122 240V239H121ZM120 240V241H121ZM127 240V239H126ZM143 240V239H142ZM145 240V241H146ZM153 240V241H152ZM178 240H180V242H182L183 240H185V242L183 241L182 242V244H184L183 245V247H181V243H177V242H179ZM193 240V241H192ZM213 239H211V241H212ZM214 240H213V242H214ZM246 240V239H245ZM259 240H260V238H259ZM128 241V240H127ZM127 241H123V242H127ZM131 241V240H130ZM134 241V240H133ZM137 241V240H136ZM147 241H150V239L149 240H147ZM170 241V240H169ZM188 241H190V239L188 240ZM187 241V242H188ZM203 241V240H202ZM200 242V243H203V242ZM225 241H226V239H225ZM247 241V240H246ZM252 241H253V239H252ZM261 241V240H260ZM259 241V242H260ZM114 242H115V239H114ZM114 242H113V244H114ZM119 242V241H118ZM122 242V243H123ZM139 242H142L141 243V246H140V244H138V246L135 248V252H138V250H137V248L139 247V248H141L142 250L143 249H145V247H146V249L148 250L149 249V247H150V245L148 246V242H144V241H141V239H140V241ZM213 242H211V243H213ZM258 242V241H257ZM262 243L261 244H263L264 243V241L262 240L261 241ZM138 243V242H137ZM144 243V244H143ZM148 243V244H147ZM191 243V244H192ZM194 243H195V241H194ZM248 244L247 242H244V244ZM110 244H112V243H110ZM112 244V245H113ZM146 244H147V246H146ZM154 244V245H153ZM210 244V243H209ZM215 244V242L213 243V245ZM226 244V243H225ZM227 246H229V243L227 242ZM257 244V243H256ZM260 244V245H261ZM33 245V244H32ZM137 245V244H136ZM143 245V246H142ZM145 245V246H144ZM180 245V247L181 248H183V249H178V246ZM188 245H190V242H189V244ZM194 245V244H193ZM197 245V244H196ZM224 245V244H223ZM223 245H221V244H218V248H219V254L220 255H223L224 253H226L227 252V250L226 249H229V247H227L226 245L225 246H223ZM238 245H240V244H238ZM258 245V244H257ZM11 246V245H10ZM19 246V245H18ZM208 246V245H207ZM210 246V245H209ZM262 246V245H261ZM24 247V246H23ZM32 247V246H31ZM93 247V246H92ZM104 248H107V247H105V246H103ZM111 248L113 247V246H110ZM115 247H117V246H115ZM133 247V246H132ZM189 247V246H188ZM196 247V246H195ZM202 246L200 245V248H201ZM238 247V246H237ZM236 247V248H237ZM16 248H18V247H16ZM20 248V247H19ZM26 248V247H25ZM24 248V249H25ZM35 248V247H34ZM60 248H62V247H60ZM158 248H155L156 250L158 249ZM162 248H164V250H162ZM168 248V249H169ZM177 248V249H176ZM187 248V247H186ZM185 248V249H186ZM191 248V247H190ZM194 248V247H193ZM203 248H205V246L203 247ZM241 248V247H240ZM245 249H246V247H244ZM33 249V248H32ZM110 249V248H109ZM141 249H139V250H141ZM145 249V251L143 250V251H140V253L141 252H144V255H145V252H147V250ZM152 249H149L150 251H152ZM154 249V250H155ZM168 249H166L167 251H168ZM196 249V248H195ZM207 249V248H206ZM205 249V250H206ZM253 249H254V247H253ZM54 250V249H53ZM148 250V252H150ZM155 250V251H156ZM165 250V251H166ZM171 251H173L172 250V248L170 249ZM169 250V251H170ZM186 250H189V249H186ZM28 251V250H27ZM34 251V250H33ZM158 251V250H157ZM162 251H163V253H162ZM166 251V252H167ZM171 251H170V254H173V253H171ZM173 251V252H174ZM191 251V250H190ZM195 251V250H194ZM237 251H238V249H237ZM26 252V251H25ZM135 252H133V253H135ZM148 252H147V254H148ZM180 252V253H181ZM209 252V251H208ZM212 252V251H211ZM30 253H32V251L30 252ZM120 252H118V257H120L119 255H124L123 253L122 254H119ZM184 253V252H183ZM186 253V252H185ZM188 253H190L189 251H188ZM195 253H197V252H195ZM194 253V254H195ZM201 253V252H200ZM199 253V254H200ZM229 253V252H228ZM255 253V252H254ZM28 253L26 252V258L29 256L30 257V254L29 255H27ZM67 254V253H66ZM109 254V253H108ZM113 254V253H112ZM111 254V255H112ZM116 254V253H115ZM138 254H139V252H138ZM151 254H153V252L151 253H149L148 255H146V257H144L145 259H143V260H141L140 259V257H139V259H138V257L136 258L138 261L140 260V262H138V264H145V263H147V264H153V261H152V258H153V256H154V254H153V256L151 255ZM168 254V253H167ZM166 254V258H167V256L169 255H167ZM204 254V253H203ZM203 254H201V255H203ZM235 254V253H234ZM125 255H127L126 253H125ZM131 255H136V253L135 254H131ZM130 255V257H133V256H131ZM176 255V258H177V254H175ZM197 255V254H196ZM195 255V256H196ZM208 255V254H207ZM219 255V256H220ZM113 256V255H112ZM116 256V255H115ZM138 256V255H137ZM139 256H141L140 254H139ZM171 257V259L169 258V256H168V258L172 261V262H174V260H172L173 258H172V255H170ZM199 256V255H198ZM209 256V255H208ZM225 256V255H224ZM234 256V255H233ZM233 256H232V258H231V262L233 261ZM18 257H19V255H18ZM76 257V256H75ZM104 257H106V256H104ZM108 257V256H107ZM106 257V260L105 261H107L106 263L108 264V260H109V258H107ZM117 257V258H118ZM128 258H129V255L127 256ZM173 257H174V255H173ZM192 257H193V254H192ZM227 257V256H226ZM225 257V258H226ZM32 259H33V257H31ZM36 258H38V257H36ZM110 258H113V257H110ZM117 258H116V260H117ZM154 258H155V256H154ZM153 258V259H154ZM166 258H164V259H166ZM167 258V261L169 260ZM216 258H217V256H216ZM219 258V257H218ZM220 258H222V257H220ZM224 258V257H223ZM236 258V257H235ZM260 258V257H259ZM105 259V258H104ZM108 259V260H107ZM114 259H115V257H114ZM121 259V261L123 260V259H125V258H120ZM130 259V258H129ZM134 259L135 258H133L132 260L134 261ZM27 260V259H26ZM67 260V259H66ZM131 260V261H132ZM136 260V261H137ZM184 259H182L181 261H183ZM186 260V259H185ZM190 260H192V259H190ZM189 260V262H188V260H187V262H185L184 261V263H186V264H190V261ZM203 260H205V259H203ZM214 260V259H213ZM226 260H228V259H226ZM235 260V259H234ZM262 261H263V259H261ZM109 261H112V259L111 260H109ZM118 261V260H117ZM117 261L116 262H114V263H116L117 264ZM120 261V262H121ZM128 261V260H127ZM154 261V263L156 264V262ZM181 261H179L180 263H181ZM193 261V260H192ZM196 261V260H195ZM220 261H221V259H220ZM222 261H224V259H222ZM229 261H230V259H229ZM237 261V260H236ZM243 261V260H242ZM15 262V261H14ZM62 262H64V261H62ZM119 262V261H118ZM125 262H126V260H125ZM178 262V263H179ZM203 261L201 260V263H202ZM206 262H209V261H207L206 260ZM210 262H212L211 260H210ZM209 262V263H210ZM216 262V261H215ZM214 262V263H215ZM231 262L229 263V264H231ZM21 263V262H20ZM112 263V262H111ZM111 263H109V264H111ZM122 263H123V261H122ZM160 263V262H159ZM158 263V264H159ZM175 263V262H174ZM183 263V264H184ZM194 263V262H193ZM192 262H191V264H193ZM198 263H199V261H198ZM223 263V262H222ZM233 263V262H232ZM118 264H120V263H118ZM129 264V263H128ZM134 264H136V263H134ZM164 264V263H163ZM166 264V263H165ZM171 264H173V263H171ZM204 264V263H203ZM208 264V263H207ZM217 264V263H216ZM219 264H221V263H219ZM226 264V263H225Z\"/></svg>",
	"mask_w": 264,
	"mask_h": 264
},
{
	"label": "water",
	"instance_id": "95a60500",
	"mask_svg": "<svg viewBox=\"0 0 264 264\" xmlns=\"http://www.w3.org/2000/svg\"><path fill=\"white\" fill-rule=\"evenodd\" d=\"M49 0H0V50L13 38L24 18Z\"/></svg>",
	"mask_w": 264,
	"mask_h": 264
}]
</instances>
